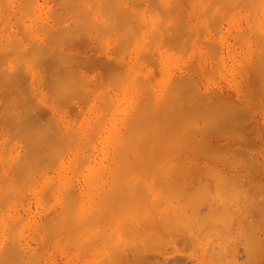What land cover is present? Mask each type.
<instances>
[{
  "label": "rangeland",
  "instance_id": "374dc122",
  "mask_svg": "<svg viewBox=\"0 0 264 264\" xmlns=\"http://www.w3.org/2000/svg\"><path fill=\"white\" fill-rule=\"evenodd\" d=\"M9 1L10 2H8L6 0H4V1L2 0L0 2V22H1L0 23V46L3 45L2 49L5 50L4 52L1 51L2 53L0 52V85H1L0 86V88H1L0 89V99H1L0 100V111L3 110L4 106L6 107V108L4 107L5 112L3 110L0 113L3 112V114L4 113H5V115L7 114L6 115L7 118H5V119H3V117L5 116L3 114H2L3 115L2 118L0 117V122H1L0 123V193H1L0 194V202L3 200L2 204L0 203V205L3 206V207L0 206V220H4L3 222L2 221L0 222L1 223L0 226H4L6 224H9L11 226V223H12V221L14 223V220H15V222H16V220H19V221L24 220L22 222L20 221L21 225L18 223L19 221L16 222L19 224V226H18V224L17 225L15 224V225L17 226L18 230L20 228L23 231V233H25V240L23 239V236H19L21 233H18L19 235L17 234V232L15 231L16 228L14 229V227L9 226V228H13V230L16 232V233H14L16 236L21 237L19 239H17V237H15V239H14V237H13L14 234L12 235V233L14 231L11 229V231H12L11 232L10 229L7 228L8 225H6L7 227L4 228L5 229L4 231L1 230V229H3V227H1L0 232L2 231V234L0 233V251H3L4 250L3 248H5V253H4V251L0 252V258H1V256L3 257L1 260L7 259L9 261L14 260L17 262L19 260L18 257L19 256L21 257L22 254L21 255L17 254L18 255L17 256L16 253H21V252H23L22 250H24V253L26 252L27 254H23L24 255L23 258L27 259L31 256V255H28L29 253L30 254L34 253L33 256L36 254L35 256L37 257V258L34 257V258H36L35 263L38 262L39 264H78V263L79 264H86V263H84V261L88 262L87 260H91V262L89 261L88 264H91V263L92 264H94V263H97V264H99V263L100 264L101 263L102 264H264V68L262 69V67H264V64H262L263 63L262 61H264V52L261 53L262 49L264 50V45H262V43L260 42V41L264 40V29L262 28V27H264V18H263L264 9L261 6V5H263V7H264V0H263V3H262V1L260 2V0H257L260 2L261 5L256 4L259 2H257L256 0H253V2L255 1L256 3L255 2L253 3V6H255V7L252 6L251 9L248 8L249 7L248 6L249 0H246L247 2H245L243 0L242 1L243 4H241L239 2L240 0H234V2H232L233 0H231L230 2H232V5H230V7H233V8H228L229 5H225V3L227 2L226 0H224V1L222 0L224 2V5L222 4V2H220L221 0L220 1L214 0V2L216 1L215 2L216 7L214 8V11L215 12L217 11V13L219 12L221 15H223L222 18H220V20H218V18H216V16H214V15H213L214 18L213 17L210 18L212 16V13L214 14V11L211 12L214 5L213 4L210 5L209 3H211L213 0H205V1H201V0H186V1L185 0H157V1L156 0H149V1L143 0V5H142L141 0H133V1L132 0H119V2L117 0H115V2L113 4H112V2L110 3V0H108V1L105 0V2L107 1V5H108V3H110V6L112 5L111 8L109 6L107 9H106V5H105L106 3H104V0H97L98 1L97 3H99L100 5L97 4L96 1H94L95 3H93V1H92V3L95 4V8H94V6H92L91 2H87L89 0H82L83 4L82 5L78 4L79 7L77 6V9L74 7H75V5H77V3L81 2V0H79L77 3L75 0H73V1H75L74 5L70 1V3L73 6L72 7L73 8L72 9L73 14L74 13H82L81 8H83V10H85L87 8H88V11L91 10L92 16L95 19L92 16H89V18L92 17L94 19V21L96 22L95 23L93 21V24H95V29L98 28V30H97L98 32L94 29V27L92 29V28H90V26L86 25L84 20L86 19V17H88V15H87V13H84V12H83L84 15L81 14L80 16L83 17V16H85V14L87 16L83 17L84 20L80 18L79 22L81 23V25H80V23H78L79 25L74 26L75 28L74 27L73 28L68 27L69 25H67L68 24L67 22H69V21H70L69 22L70 26H73L74 22L72 23V21H74L73 20L74 17L71 15L72 13L66 12L65 7H62V5H65L64 2L61 3V1H63V0H61L60 2H58L59 0H57V1H55V0H53V1L52 0H37L36 4L33 3L31 5L32 7L29 4V6H30L29 8L26 5L28 3L22 4V3H20L21 1H19V0L18 1L12 0V4H13L12 5V4H10L11 0H9ZM22 1L24 2V0H22ZM112 1H114V0H112ZM116 1L118 2V4H115V3H117ZM136 1H137V3L136 4L134 3L135 5L131 4L132 2H136ZM26 2L31 3V2H33V0L32 1L28 0ZM56 2L62 4V5H60L61 9L65 8L64 12L66 14L65 16L67 18V22L65 21V24H64L63 22L66 19H64L63 21H62V19H60L61 20V21L59 20L60 23H63L62 26H60L61 24L57 23L58 21L54 22L55 19L52 20L53 15L54 14L56 15V13L59 12V9L57 8L58 11L56 10L57 12H54L53 15H51V11L52 10L54 11V9H52L51 7L56 9V7H57ZM65 2H66V0H65ZM207 2H208V4H207ZM2 3H3V5H5V4L6 5L10 4V5H8L7 7L5 5L6 8L3 7L4 9H2L1 8L3 6ZM18 3L20 5V7L18 6ZM84 3H85L87 8H84L85 7ZM154 3H156V5ZM233 3H235V5H233ZM244 3H247V4H244ZM250 3H252L251 0H250ZM54 4H56L55 5L56 7L53 6ZM149 4H151V5H149ZM152 4H154V5L152 6ZM161 4H163L165 7ZM190 4L192 7L190 6ZM23 5H26L27 7L23 6ZM80 5H81V8H80ZM104 5H105V12H107L106 10L109 11V16H108V12L106 13V15L104 14L105 12L103 13L104 7H102V6H104ZM114 5L115 6L118 5L117 6L118 8L120 7L119 5H121V6H123L121 8V10H123V8H125V9L123 10V12L120 10L121 14H118V13H120V12H118L119 9L114 7ZM124 5H125V7H124ZM127 5L130 7H128ZM208 5L211 6V8H209V9H211L210 11H207ZM33 6L35 7V9L33 8ZM141 6L143 7L144 10H142ZM148 6H151V7H148ZM202 6H203V10H202ZM259 6H261L260 8H262L263 13H262V11H260V12L258 11V10H260ZM11 7H13L12 9H14V11H12V12H11V10H12ZM23 7L28 8V11L25 9V12H24ZM68 7H70V6H68ZM113 7H114V9L117 10V13L115 12V10H113ZM158 7H160V8H158ZM223 7H225V8L223 9ZM31 8H32V10H31ZM152 8H154V9H152ZM180 8H183V9H180ZM221 8H222V10H221ZM5 9H7V10H5ZM69 9H71V8H69ZM111 9L114 11V13H116L118 15L117 16L115 14L113 15V12L111 11ZM130 9H133V10H130ZM150 9H152V11H150ZM158 9H160V10H158ZM168 9H170L171 12L173 11V14L178 15L177 17L180 19L179 20L176 19V20H178L179 22L180 21L182 22L183 20L185 21L188 19L186 21V24H185V22L184 23L182 22V24L183 25L188 24L187 27H189L190 28L189 30H191V31L189 32V30H188L187 32L191 33L190 34L192 36L191 40H190V38H191L190 35H189L190 38L186 37L188 34H186L185 32H186V29H188V28L185 26L186 27L185 32L182 31L180 29L182 26L179 25V22H177L174 19L175 15L172 16L173 14H171L172 17L169 18L170 17V15H169L170 11ZM218 9H219V11H218ZM2 10H5L6 12L5 11L2 12ZM74 10H75V12H74ZM77 10H79L81 12H78ZM128 10L131 14L128 13ZM163 10H165L164 12L167 15H165L164 12H161ZM194 10L197 11V14ZM205 10L207 12H205ZM224 10L225 11L228 10L227 13L228 12L229 13L227 14ZM30 11H32V13L35 12L34 13L35 15H33L31 13L32 17L31 16L28 17L30 15ZM193 11L195 12V14ZM28 12H29V14H28ZM110 12H111L112 16L110 15ZM24 13H25V15H24ZM122 13H124V16L127 20H128V17L130 19L131 16L132 17L135 16L137 18V20L134 17L135 21H132L131 23H129V25H127V27L125 25H123L126 28H122L120 25L118 26V24H121V22L119 23V21H118L119 18H121V17H118V16H123ZM127 13H128V17H127ZM256 13H258L257 15L259 17L258 16L257 17L259 19H257ZM132 14H134V15H132ZM149 14H150V18H151V16L153 18V19L151 18V21H150L151 23L147 22L148 21L147 19L149 18ZM245 14H247L248 16ZM15 15L16 16L19 15V20L16 18ZM55 15H54V18L56 17ZM143 15L145 16V18ZM198 15H199V17H195ZM207 15H209V16H207ZM221 15H220V17H221ZM250 15L255 21L257 19L258 22L256 21L257 22L256 24L259 26L260 30L257 29L258 26L255 24V22L253 23V19L250 17ZM38 16H40V19L38 18ZM58 16H60V15H58ZM166 16L169 19H167ZM181 16H182V18H181ZM244 16H245V19L247 18V21H245ZM20 17H22V18H20ZM41 17H43L45 20H41V19H43ZM116 17H118V18H116ZM208 17L210 19H212V21L209 20ZM255 17H256V19H255ZM15 18H16L17 22L15 21ZM59 18H61V17H58L57 19H59ZM123 18L124 17H122L121 20ZM138 18H139V20H138ZM150 18H149V20H150ZM196 18H198V20L200 19V21H201L200 24H198L199 21H196L197 20ZM68 19H69V21H68ZM98 19H99V21H98ZM164 19L167 20V21L165 20V23H164ZM9 20L11 21L10 23L8 22ZM40 20L42 21V25H40V22H41ZM87 20L89 21L90 19H87ZM130 20H133V18H131ZM221 20H222V22H221L222 25L220 24ZM250 20H252V22ZM45 21L47 23H45ZM76 21H75V24H76ZM110 21H111V23H108ZM124 21H126V20H124ZM136 21H137V24H133ZM141 21L142 22L144 21L145 23L143 22V24H142ZM209 21L210 22L216 21L217 24L209 23ZM260 21H261L262 27L259 25ZM18 22H19V24H17ZM20 22H22L26 27L23 26L21 23L23 28L20 29V27H19V26H21ZM82 22H83V24H82ZM101 22H103L105 24H103ZM172 22L176 23V25ZM84 23H85V26H88L86 28H88V30H90L89 32H93L92 34H94V32H95V34H97L100 37H98L96 35L98 38L95 36L93 39V36L90 33H89V35L84 34L87 36H82L83 33H88V32H86V30L85 31L82 30V29H86V28H84L85 26H83ZM148 23L150 24V26L147 25ZM168 23L172 24V26H169L170 24H168ZM201 23L203 24L204 28L202 27ZM218 23L221 26L218 25ZM44 24L49 25L48 30L54 29V30H58L60 33L58 31H56L57 33H55L54 30L53 31L49 30V33H48V31L45 30L48 26L45 27ZM57 24H59V25H57ZM111 24L117 25L116 28H115V26H113V31L116 34H118V36L110 29H108V31L109 30H110L109 32L112 31L111 33H109L107 30H105V31H107V34L103 33L104 30L102 31V28L104 29V27L106 25H109V26H106L105 28H107V27L110 28ZM166 24H168V25H166ZM210 24H213V25H210ZM244 24H246V25H244ZM247 24L249 25V28L251 27L250 29H248ZM90 25H91V23H90ZM131 25H132V27H131ZM214 25L216 26L215 27L216 29L218 28L217 26L221 27V28H219L220 30H218L219 32L217 31L218 33L215 32L216 30L214 28ZM243 25L245 27H243ZM38 26L40 27V29L38 28ZM59 26H60V29H59ZM81 26H83V28ZM96 26H98V27H96ZM136 26H137V28H136ZM139 26L140 27L142 26V28H140ZM174 26L176 28L178 27L177 28L178 30ZM179 26H180V28H179ZM212 26H213V28H212ZM24 27H25V30H24ZM76 27L79 29L77 30ZM155 27H156V30H155ZM159 27H161V28H159ZM68 28H70V29H68ZM71 28L73 30H75L76 32L75 31L73 32V30ZM133 28H136L137 30L142 29L143 33L140 34L142 31L139 30V31H137V34H135L136 31ZM150 28H152V30ZM201 28H203V29H201ZM244 28L247 29L246 30L247 32L244 31L245 30ZM26 30H27V32H25V34H24V31H26ZM38 30H42V31L38 32ZM173 30H175V31H173ZM176 30H177V33H176ZM201 30L202 31L204 30V33H202ZM50 31L52 32V35H53V33H55L54 34L55 37L53 36L54 38H52ZM100 31L102 33H100ZM118 31L121 33L120 36H122L123 39H124V37H126V38L128 37L125 35V33L127 35L128 34L129 35L134 34V35H132L133 38L130 36V39H129L130 41H127L128 40V38H127V40L124 39L125 41L123 40V42H122V41H120L122 39H119L120 36H119ZM152 31L153 32L155 31L154 32L155 34L152 33ZM233 31L236 33L235 35L233 34L234 33ZM252 31H253V33H252ZM61 32H62V34H61ZM71 32H73V33H71ZM77 32L82 33V34L77 35ZM172 32H173V34H172ZM178 32L180 34L182 33L183 36L182 35L179 36ZM258 32H260V33L263 32V33L258 34ZM64 33H65V35H64ZM67 33H68V36H70V37L67 36ZM164 33H166V34H164ZM229 33L232 34V35L230 34V36H232V37L229 36ZM239 33L241 35L243 34L245 36V37L244 36L241 37V35H240L239 38H241L242 42H243V40H246L247 35L250 36V39H249L250 42H247L248 39H247V41H245L247 45H243V44H245V42H243V44H241L240 41H237L239 38L237 39V38L233 37V35L235 37H237L236 36L237 34L239 36ZM13 34H15V35H13ZM152 34H154V36H152ZM201 34L203 35V37H201L202 36ZM217 34H218V36H217ZM24 35H26V36L24 37ZM63 35H64V38H63ZM74 35H75V37H74ZM155 35L157 38L155 37ZM170 35H173V36H170ZM205 35L208 39L205 37ZM66 36H67V38H66ZM159 36H160V38H159ZM169 36L171 39L169 38ZM28 37H30V38H28ZM56 37H58V38H56ZM71 37L76 39V41ZM85 37L87 39H85ZM142 37H143V39H145L148 42L143 40ZM174 37H176V38H174ZM6 38H8V40H6ZM15 38H17L18 40L17 39L15 40ZM34 38L35 39L37 38L38 42H37V40H36V42L39 43L40 46L42 44L48 46L49 43H47V42L53 43V44H50L51 47L49 45V48H52V50L55 52L52 53L51 49L49 50L48 47H44L43 45H42V48L44 47L43 50L41 49V47L39 45L35 46L36 42H34L35 41ZM61 38H63V40ZM152 38H153V40H152ZM184 38H187L186 39L187 41L186 40L183 41ZM202 38L205 39V41L202 40ZM255 38H258V39L256 40ZM9 39L14 43L19 41V42H21V45H23V46H21V45L16 46L15 45L12 47L8 43V41L10 42ZM32 39H34V41H32ZM158 39H160V40H158ZM206 39L208 41H210V44H211V41H212V43L215 41L214 43H215L216 48H217L216 45L219 44L218 46L220 48L218 47L217 49H220V54L214 53V51L216 49L212 50L215 55L216 54L218 55V56L216 55L215 58H212V57H214V55L212 54L211 50H210L211 51L210 53L213 56L211 55V57H210V55L208 54L209 53L208 52L209 46H208V44H206V41H207ZM51 40L52 41L54 40V41L52 42ZM91 40L93 42H91ZM157 40H158V42H156ZM166 40L168 41V43L166 42ZM188 40H190L191 42ZM199 40H200V42H199ZM258 40H260V41H258ZM56 41L57 42L61 41V42L57 43ZM62 41L63 42L69 41V42H67L65 44ZM70 41H71V43H70ZM77 41H78V43H76ZM185 41L187 43H189V42L191 43V45H189L190 48H188V50L186 49L187 44ZM32 42H33L35 47L32 45ZM55 42L57 44H54ZM120 42H122V43L120 44ZM154 42L157 44H155ZM164 42H165V44H164ZM183 42H185V43H183ZM72 43H74V44H72ZM79 43H81V44H83V46L84 45L85 46L81 47V49L79 47H76L78 45L82 46ZM148 43L149 44L153 43V44L149 45ZM162 43H163V45H162ZM91 44L92 45L94 44L93 45L94 47L92 46V48H91ZM116 44H118V46L122 45V47L121 48L119 47V49H118L116 47ZM178 44H179V46H178ZM57 45L58 46L60 45V46L58 47ZM70 45H71V47H70ZM96 45H97V47H96ZM164 45H166V46L169 45L168 46L169 49L167 47H165ZM128 46H130V48ZM181 46H182V48H181ZM56 47H58V48L56 49ZM66 47H67L66 53L68 55H70L71 52L72 53L74 52L73 54L75 57L74 56H73L74 58L71 57L72 53H71L70 57L73 58V60L76 59L75 60L76 63H78L80 61L81 57H83L81 59L84 60L82 62H87L90 59L93 60V61L90 60L91 62H88V66H86L87 65L86 64V65H84V67H82L83 65L78 66L77 64L72 62L73 64L71 63L72 65L69 64V66L75 67V69H73V71L74 70H76L77 72L79 71L80 74H79V72L77 73L76 71L74 74H70L71 69H69L70 72L67 74V75L70 74L68 77L73 76L75 79L78 76V78H80L79 80L81 82H83V80L81 78H83V77H84V79L86 78L84 82H86L88 86H86V83L84 84V82H83L84 85L81 82H77L76 81L78 79L77 78L76 80H74L76 82L73 84V88H71L72 90L75 89L74 85L76 84L75 86H77L78 83H79L78 87H80V86L83 87V89L80 88L79 91H80V93L83 92L82 90H84V92L86 91L85 94L87 95V97L85 95H83V97L85 96L84 99L87 101V103H85V104H81L83 101H85L82 97L80 98L82 100V102L80 99H78L79 97H75V96L80 95V93L79 94L77 93L78 95L73 96L74 93L72 91H68V90H70L68 88L72 87V86H70V84H72L73 82L68 84L70 87L63 86L64 87V89H63L61 87L65 81L62 80L63 83H61L60 82L61 77L59 79L56 78V79H58V83H57L56 79L52 80V78H54V76H56L54 74L59 75V73H57V72H59V69H60V72L63 71V69H64V72L68 70V69H66V68H68V64H67L68 61L66 59L68 55L66 53H64L65 51H63L66 49ZM115 47H116V49H115ZM152 47L155 48L154 49L155 51L158 50L157 53L155 51L150 50V49H153ZM210 47L213 48V44H212V46L210 45ZM136 48H137L138 52L135 53V51H137ZM156 48H158V49H156ZM178 48H181V49H178ZM48 50H49V52H48ZM57 50H59L58 55H56ZM140 50H141V52H140ZM143 50L144 51L146 50V51L143 52ZM185 50H187V52H185ZM43 51H46V53L44 52V54H46V55L43 54ZM60 51H62V52H60ZM149 51L151 52V54ZM59 52H60V54H59ZM139 52H140V54H139ZM158 52H160V53H158ZM47 54H49L48 55L49 58L47 57V59H46L45 56H47ZM147 54H149V56ZM157 54H158V56H157ZM41 55H43V57ZM54 55H56V56H54ZM85 55L88 57H86ZM63 56H64V58L66 57L65 58L66 60L63 58ZM120 56H122V57H120ZM150 56H152L153 58ZM219 56H221V57H219ZM147 57L149 58V60L152 59V61L153 60L155 61V62L153 61V63H154L153 65H152V63L150 64L151 60L149 61ZM216 57H218L219 61L221 60L224 63H221V61H220L221 64L219 65V61L216 59ZM53 58H55L54 61H53ZM59 58H61L62 60L64 59L65 61L64 60L62 61ZM146 58H147V61H146ZM41 59H43V61H45V63H41L42 62ZM49 59H52V61ZM77 59H79V60H77ZM100 59L101 60L104 59L106 61L102 60V65H101ZM107 59L110 61L112 59L113 60L110 62L111 64L110 63L108 64V66L110 65V68L106 67L108 70L106 73V68H103L104 70L102 71L100 66L103 67L104 66L103 64L108 61ZM172 59H174V60L172 61ZM215 59H216V61H214ZM46 60H47V62H46ZM57 60H58V62H57ZM69 60H70L69 62L72 61V59H69ZM94 61H96V64H93ZM174 61L176 63H173ZM49 62H50V64H52L51 62L54 63V65L52 64L53 66L51 65L52 69H50L51 67H50ZM62 62H63V64L66 63V64H64L66 66H64L62 64ZM121 62H123V65ZM125 63H126V65H125ZM172 63L175 66H173ZM41 64H44V65L42 66ZM114 64L115 65L119 64L121 67H123V69L121 68L122 70H120L119 66L117 68L114 67L115 68V72H114V69L111 67V66H115ZM155 64H157V65H155ZM176 64L179 66L176 67ZM182 64H183V66L181 67ZM222 64H224V65L221 66ZM246 64H247V66H246ZM259 64H260V66H259ZM92 65H94V67H91ZM197 65L198 66L200 65L199 68ZM248 65L250 66L251 69L249 68ZM41 66L43 67V70H44L45 66H46L45 68H47V67H50V68H47V70L44 71L45 73H43L42 68H40ZM77 66L79 67V69ZM85 66H86V68L87 67L88 68L90 67L91 69L93 68V71H91L90 68L89 69L87 68L88 70H86ZM105 66H107V64ZM142 66H145L146 68L142 67ZM214 66H216V67H214ZM61 68H63V69H61ZM238 68H240V69H238ZM53 69H54V71H53ZM118 69H119V72L123 71L125 73L127 71V75L129 74L128 79H127V76L125 78L123 77L124 79H127L126 80L127 81L126 87H128V88H126V89L124 87L125 83L122 82V81H125L122 78V76L123 75L125 76V74L122 75V72H120V74H119ZM259 70H261V71H259ZM128 71H130V73L132 75L130 73H128ZM251 71L253 72L252 74H250ZM101 72H104V73H101ZM108 72H110L109 73L110 77L104 75V74L107 75ZM116 72L118 74H116ZM155 72L156 73L158 72V74H155ZM238 72H240V73L238 74ZM262 72H263V74H262ZM14 73H16L17 75H15ZM254 73H256V75ZM258 73L260 75L259 77L257 75ZM12 74L15 75L16 79L14 78V80H13L12 77L14 75L11 77ZM45 74H48V75H45ZM64 74H66V73H64ZM64 74H63V76H64ZM75 74H76V76H75ZM248 74L250 75V78H252V79L249 80ZM50 75H51V78L49 80ZM60 75L62 76V74H60ZM120 75H122V76H120ZM184 75H190L191 79H193V81H194V82L192 81V85H190L191 81H189L191 79L187 80L188 77L186 79ZM9 76L11 77V79ZM46 76H48V78H46ZM103 76H105V77H103ZM129 76L131 78H129ZM173 76H174V78H176L177 76L178 77L180 76V78L182 77L180 79L182 82H180V80H178L179 78L174 79ZM255 76H257V77H255ZM68 77L64 80H66V81L69 80ZM183 77L185 80H187L189 82L190 86L187 85L188 82L187 81L185 82ZM106 78H108V79L111 78V81L107 80L110 83H107ZM136 78L137 79L141 78V79L136 80ZM258 78H259V80H257ZM5 79H7V80L9 79L8 83L12 84V82H13L14 85H17L16 87H18V88H16V90L18 89L21 93L20 95H18L19 93L17 94V92H18V90H17V92H16V94L18 96L17 98L19 99L22 95L21 98L23 100L20 99V102L21 101L24 102V99H25V103H23V102H22V104L20 103L21 105H23V107H21L19 104H17V103H19V100L17 101L16 94H15V97L11 96L12 94L10 95V97H7V95H9L10 93H15V91L10 90L11 92L9 94H7L8 92L3 90L4 86L9 85V84L7 85V83H5V82H7V80L5 81ZM116 79H118L120 81L122 79V81L120 83H123L124 86H122V84L120 85V83ZM172 79H174L173 84H175L176 80H177V84H175L177 86L172 85ZM200 79H201V81H200ZM15 80H17L16 81L17 83L14 82ZM18 80H20V82ZM70 80H72L71 77H70ZM103 80L107 84L104 83ZM113 80H116L117 82L115 83V81L113 82ZM146 80H148V82ZM253 80L257 83H255ZM52 81L55 83L53 84ZM137 81L141 82L142 84L140 83V85H139ZM251 81H253V83H254L253 87H252V85H250V84H252ZM260 81L262 82L261 84H260ZM68 82L69 81H67V83ZM88 82H89V84H88ZM149 82L151 85H153L152 87L155 88L154 90L152 88V91L153 92L155 91L154 100L151 98V97H153V95H152L153 92L148 94L149 92L147 93V90L144 91L145 90L144 88L147 85H148L147 86L148 90H151V88L149 89V87L151 85L149 86V84H147ZM56 83L58 86L56 85ZM67 83H64V84L67 85ZM101 83H102V85H100ZM178 83H179V85H178ZM180 83H182V84H180ZM194 83H195V85L199 86L200 91L196 90L197 86L194 87V89L192 88ZM19 84H21L22 86H19ZM48 84L52 85V86L50 85L51 88L57 87L58 91L60 90L59 88H61V90L63 89L64 92L66 91L65 89H67V92H72L73 95L71 93H69V94H71V96L73 98V100L71 99V101H73L74 103H69L70 102L69 100H68V102H66L65 100L68 97L65 96L66 97V99H65V97L63 95V96H61V99L64 98V100H62L61 103L64 104L63 103V101H64L65 105L58 104V103H60L61 99L58 100V97H55V94H56L55 92L57 90H55L56 88L55 89L53 88V90L50 89V86ZM90 84H91V86H90ZM95 84L97 86H98V84L100 85V86H98V88H96L97 89L96 91L94 88V87H96ZM145 84H147V85L145 86ZM262 84H263V86H262ZM93 85H95V86L93 87ZM113 85H115V86L113 87ZM142 85L144 88L142 87ZM181 86H183V87H181ZM258 86H260L259 87L260 89L257 90ZM13 87H15V86H13ZM78 87H77V89H78ZM119 87H124L123 89H125L128 93L125 91V93L123 94L121 91L122 88L120 89ZM174 87L178 88V89H176L177 93H176V90L174 89ZM39 88H40V90H39ZM117 88H119V89H117ZM185 88L188 89V91ZM190 88H191V90H190ZM10 89H12V88H10ZM22 89L27 90V91H23ZM168 89L169 90L172 89V92L171 93L169 92L170 95H169V93H167V91H169ZM183 89H184V91H183ZM51 90H52V92H51ZM179 90L181 92L183 91L182 94L187 92L186 93L187 95L184 94L185 95L184 96L181 94L182 95L181 96L179 93L180 92ZM73 91H75V90H73ZM94 91L96 92V94H94ZM27 92L32 97L35 98V101H37L36 103H39V105H41V107H40L41 109H42V104L44 105L43 107H45V108H43L42 110L39 109V110H41V112L43 110L46 111V109L48 108L49 110L52 111L53 114H51V115L53 117H51V116L43 117L45 114H46L45 116L49 115V114H47L49 111H46V112L43 111L44 113L43 112L42 113L37 112V116H36L35 111H38V110L32 108L33 104L31 106H29V103L30 104L32 103L33 98H31V96ZM40 92L42 94H40ZM64 92L60 91V93H64ZM92 92L94 95H92ZM108 92H109V94H106ZM123 92H124V90H123ZM194 92H195V94H194ZM25 93L28 94V96H30V98L32 100L29 99L28 96L25 97V95H24ZM52 93H54V95ZM145 93H147V94H145ZM66 94H68V93H66ZM125 94L128 96H126ZM175 94H176V96H177V94L180 95V96L178 95V97H177V101L179 100L178 102H180V103H177L176 100H173V98H176ZM200 94H202V95H200ZM23 95H24V98H23ZM50 95H51V97H49ZM57 95H58V92H57ZM129 95L132 96V98ZM167 95H169V96H167ZM58 96H60V94ZM71 96H69V98ZM188 96L189 97L194 96L195 99H193L194 97L188 98ZM198 96H200V97H198ZM54 97L57 99H55ZM88 97L90 99H88ZM102 97L104 99H106L107 102ZM202 97L205 99L206 102H203ZM101 98H102V100H101ZM170 98H171V100L174 101L173 103L174 104L176 103V104L174 105L171 102V103H169V104H171L169 107H164V108L169 109V110H166V111H168L166 116L167 115L168 116L172 115V117L174 116L172 118L173 120H171V118L169 117V119L171 120V123L175 122L173 124H175L177 126H178V124H176V123H179L180 125H182L181 127L174 126L171 123L169 125V122H170L169 120L160 121L162 119L161 118L162 115H159L158 113L161 112L160 109L161 110L164 109V108H162L163 105L161 102L164 101L163 103H165V100L168 101V100H170ZM181 98L183 100L186 99L185 101H186L187 106L189 104L188 107L191 106V108L186 107V104L184 103V101L183 102L180 101ZM199 98L200 99L202 98L201 99L202 101L201 100L199 101L198 100ZM7 99H8V103L10 102V105H12L15 112L17 111L18 108L21 107V109H18V111H17V112H20L19 110H21V114L15 113L16 115L17 114L19 115V116H17L18 118L16 117V115L14 113H13L14 114L13 116L12 115L8 116L9 112L11 111L10 110L11 108H8L6 106V103H7L6 100ZM9 99H13V100L9 101ZM108 99H109V101H108ZM77 100H79V101H77ZM99 100H101V102ZM132 100H133V102H130ZM140 100L142 103H143V101L146 102L147 100H149L148 101L149 104L153 103L152 105H154V109H150L151 105L149 106V104L146 105V103H143V105H142V107L144 106L143 107L144 109L147 107H148L147 108L148 110L150 109L149 111L146 109L147 112L150 114L149 115L146 112L147 119H149V120L146 119V116H144V119H143L144 114L142 115L141 112L145 113V111L143 110V108L141 106H140L141 111L139 109L140 116L138 114V111H136V109H138L139 104L141 103ZM150 100H151V102H150ZM189 100H191V101H189ZM193 100L194 101L198 100V101L194 102ZM28 101H30V102H28ZM56 102H58V103H56ZM109 102H110V104H108ZM168 102H170V101H168ZM168 102H167V105H168ZM191 102H193V103H191ZM14 103H16L17 105ZM181 103H184V104H182L183 107L180 105ZM216 103H219V104L216 105ZM101 104L102 105L104 104L105 106H102ZM111 104H114V105H111ZM144 104L146 105V107ZM197 104H199V105L197 106ZM206 104L209 107H211V109H209V111L207 109L208 106H206ZM210 104H212V105L214 104V105L210 106ZM7 105H9V104H7ZM39 105L37 108H39ZM58 105H60V106H58ZM82 105H86V106H82ZM107 105H108V108H107ZM159 105H161V106H159ZM172 105H174V107ZM200 105H202V106H200ZM1 106H2V109H1ZM24 106L27 109L29 106V109L30 108H32V109L31 110L28 109V110L30 112L31 111H33V112L30 113L28 110H26V108ZM109 106H111L112 108ZM199 106L201 107V109ZM170 107L172 110L170 109ZM181 107H182V109H181ZM217 107L219 110L217 109ZM222 107H224L223 108L224 110H222V111H224L225 113H227V111L229 113V111H230V113L225 114L223 112V114H225V115L224 116H223V114L221 115L222 111H220V109H222ZM22 108H24V111L22 110ZM34 108H36V107L34 106ZM73 108H75V111L77 110L78 112H75ZM109 108H111V109H109ZM151 108H153V106ZM174 108H176L177 112H176V110H173ZM205 108L207 109V112H205L206 111ZM213 108H215L216 110ZM70 109H72V110H70ZM190 109H191V111H190ZM198 109L200 112L198 111ZM81 110H83V112ZM130 110L137 112L138 116L134 112L132 115L135 114L134 116H136L138 119L140 117L141 121L143 119V121L141 123L145 124L144 127L147 126L148 123H149L150 127L153 125L152 123H154V125H156V126H154L155 127L154 129H156V130H154L153 128H149V126H147L150 130V133L152 132V130L154 132V133H152L153 135L151 134V137L154 136V134H155V136H158V137L154 138L155 140L153 139V137L148 139V140H153L154 143L157 141L156 148H159V149L155 150V148L153 146V148H154V150H153L152 147L150 146L153 151H156V153L155 152L152 153L153 151L151 152L152 156L154 154V156H153L154 160L152 158V161L148 160L149 157L146 158L145 155H143V154H146L147 156L150 155L149 150H146L149 147L144 148L145 145H144V147L142 146V144H143L142 142L146 141L147 137H146V139L141 138L143 140L141 142L140 141L141 139H139V140L137 139V137H136L137 135L135 133V130H130V127L128 130V131H133L131 133L132 134L134 133L135 136H133L134 134L132 135L131 133L129 134V132L128 133L126 132V130L128 129V126H131L130 122H129L130 118L132 116V115H129V112H131ZM182 110H183V112H182ZM202 110H204L205 114L203 113ZM214 110L216 111V114L213 112ZM7 111H8V113H7ZM22 111H23V113L26 111L25 112L26 115L25 114L23 115ZM51 111H50V113H51ZM150 111H151V113H150ZM79 112H82V113H79ZM169 112H170V114H168ZM197 112H198V114H197ZM232 112H233V115L231 114ZM11 113H12V111H11ZM33 113H34V116H33ZM107 113H108V115H106V116L108 118L106 116H103ZM164 113H165V111L160 113V114H164ZM237 113H238V115H237ZM80 114H81V116H80ZM175 114L177 115L178 118L175 116ZM190 114H191V116H190ZM100 115H102L103 117H101ZM196 115L198 117H196ZM211 115L214 116L215 118H212ZM11 116H12V119L15 116L13 119L14 122L10 118ZM134 116H133V118H134ZM158 116H159V118H158ZM166 116L164 114V116H162L163 119H165ZM186 116H189V117H186ZM218 116L221 118V120L218 119L219 118ZM232 116H233V118H232ZM27 117H28V119H27ZM50 117H51L50 120H52V118H53L55 120V122L57 123V126L55 128H56V130L59 129L57 131H58L59 137L61 136L60 138L58 137V135L56 137L55 133L57 131L55 130V128L54 129L50 128V127H52V126H50V121H49ZM152 117H153V120H151ZM175 117L177 119H179V117H180V120L178 121ZM199 117L202 119H200ZM216 117H218V118H216ZM30 118H32L31 121H30ZM45 118L48 119L49 123L48 122L47 123L49 125L46 123L47 119L45 120ZM97 118H100V120H101V118L103 119L102 120L103 123H101L100 126L105 124L104 127L102 129H99V124H98V127H97L98 131H97V128L95 127L97 132L94 130L95 128H93V130L97 134L96 133L94 134L93 132H87L86 130H89V128L91 129L94 126V124L96 125L98 123L99 119H97ZM137 118L132 119V121H131L132 124L133 123H134V125L136 124L135 127L138 126L137 123L140 122V119L138 121ZM154 118H155V121H154ZM206 118H208V119H206ZM2 119H3V121H2ZM18 119H21V120H19V121H21V123L17 122ZM42 119L45 120V122L44 121L43 122L45 124H47V128H48V126H50L49 128L51 130H49V128L43 129V127L39 126L40 125L39 123L42 122L41 121ZM158 119H160V120H158ZM166 119H168V118H166ZM192 119H193V121H191ZM212 119L213 120L217 119V121L216 120L213 121ZM224 119H226L227 121ZM4 120L6 121V123H5L6 126L4 124V122H5ZM35 120H36V122H35ZM100 120H99V123H100ZM134 120H136L137 123L134 122ZM196 120L198 121V123ZM206 120H207V122H206ZM208 120H210V122ZM7 121H8V123L13 122L10 125L12 127H13V124H16V125H14L15 129H13L14 127L10 128V126L7 125ZM145 121H147V122H145ZM151 121H153V122H151ZM55 122H53V123H55ZM185 122L187 123V126L189 128L186 126H183ZM216 122H218L219 124ZM227 122H228V124H227ZM22 123L24 126L26 123V126L25 127L21 126ZM35 123L37 125L38 124L39 125L38 126L36 125L37 130L34 131V133L36 134V132H37V134H39L42 130H44V132L40 133L39 134L40 136L36 134L37 135L36 137H34L35 134L32 133V136H33V138H32L31 133L29 131L30 130L29 127L31 128V130L33 132V130L36 129V126L34 125ZM42 123H41V125H42ZM53 123H52V125H53ZM191 123H192V125L190 126ZM143 124H142V126H143ZM193 124H194V128H193ZM139 125H140V123H139ZM114 126L117 128L119 127L118 128L119 131H118V129L116 130V128H114ZM225 126H227V127H225ZM39 127H41V131L38 132V130L40 129ZM132 127L133 126H131V128ZM135 127H134V129H135ZM138 127L140 128L141 126H138ZM138 127H136V130ZM174 127H177V128H174ZM205 127L208 128V130ZM223 127H225V128H223ZM121 128H122V130L125 128V130H123V131L126 132L127 135H125L126 133L123 134V131L121 130ZM162 128L164 129V132L162 131L160 133V130ZM215 128H218V129L216 130ZM231 128H232L233 132L230 130ZM8 129L11 132H13L12 135L16 132L14 134V136L10 135V132L8 131ZM23 129H25V131H26L25 133L23 132L24 131ZM186 129H188V130H186ZM189 129L190 130L193 129V130L189 131ZM222 129L224 130L223 133H222ZM14 130H15V132H14ZM54 130L56 132H54ZM141 130L142 129H139V131H141ZM210 130H212L213 132ZM226 130H230V132H232V133H228V131H226ZM139 131H138V133H140ZM158 131L160 134H158ZM20 132H22V133H20ZM47 132H48V134H47ZM71 132H73V134L75 133V136H77L79 134L80 136L78 135L77 137L79 139H81L80 140L81 142L78 141L76 143V140L78 138L75 137ZM116 132H119V133L117 134ZM145 132H146V130H145ZM172 132H174L173 134L175 136L177 135L176 138L173 136ZM19 133L21 135L20 137H19ZM44 133L47 137V138L45 137V139L43 137V136H45V135H43ZM89 133H92L93 136ZM150 133H149V135H150ZM179 133H182V134H179ZM121 134L125 135V137H123L124 139L122 138L123 141L125 139L127 140L126 137H128V139L130 141H127V142L124 141L123 143L121 142L122 144L118 143L119 147H122L120 145H124V144L126 146V143H128L127 145H128V149H129L130 148L129 145H131L133 142L134 143V145H133L134 149H136V150L141 149L140 152L143 151L142 149L145 150V153H142L143 156L141 155L140 152H138L136 150L134 153H132L133 151L131 152V154H133L132 155L133 159H135V158L137 159L139 157V159L141 160L139 163H138L139 159L137 162H136V159L134 160L136 163H138L137 167H136L135 163L134 164L132 163L133 159L130 158V157H132L131 155H129L130 153L128 154L126 150L124 151L126 153V155L128 154V157H127L124 155L125 153H123V151H122V149L123 148L126 149L127 146L122 147L121 151H122L124 157L122 156L121 158H124V160H126L125 157L128 158V160L123 161V162L127 163V161H129V159H132V161H130V163H132L134 166V167H129L128 169H125V170H128L127 172L129 173L128 175H127V173H126V175L124 174L125 177L128 176L129 180L126 177V181L128 180L127 182H129V183L126 182V185L123 183L124 186H119V184H121L119 182L123 178L125 179V177H123V176H122L123 178L118 177L119 175L122 174L121 170L123 168L122 165L124 164V163H120L122 159L119 157V154L121 152L118 151V148H116V151H118L120 153L117 152L116 155L118 154L117 155L118 157L114 158V159L117 160V162H119L118 160H120V162H119L120 163V166H119L120 171L119 172H121V174L116 173L117 170L115 171V173H116L115 175L118 177L117 179L119 180L121 178L120 181L118 182V180H117L115 183V181H113V179H111L113 177H111V174H110L113 171L110 170V173H107V171H106L109 169H114V167L112 168V166L114 163L113 161H115L114 159H110L111 158L110 155H112V151H110V150H111V148H112V150H115V149H113L115 147V143H113L111 145V143H109V142L112 140L116 141L117 139H118L117 141H121L120 140L121 136H122ZM229 134L230 135L232 134L233 136L232 135L230 136ZM94 135H96V138ZM116 135H117V137H115ZM141 135L144 136L145 134H141ZM180 135H181V137H179ZM224 135H226L227 137ZM38 136H39V138H38ZM54 136L56 139L53 138ZM172 136L174 138H172ZM40 137L43 140L40 139ZM129 137H131L132 139H130ZM133 137L135 138V140H133L134 139ZM139 137L140 136H138V138ZM159 137L162 138L161 141H160ZM188 137H190V138H188ZM196 137H198L197 140L195 139ZM22 138H23V140H22ZM25 138H26V140L29 139V141H27L26 143H24L26 141V140H24ZM75 138H76V140H75ZM114 138H117V139L115 140ZM143 138H145V137H143ZM201 138L203 140H199ZM17 139H18V143L20 145L17 143ZM30 139H32L33 141H31ZM52 139H54L55 142ZM136 139L138 140V143H137ZM175 139L179 140V142L175 141ZM37 140H39L40 143H38L39 141L37 142ZM49 140H52L53 142L47 144V142ZM131 140H133V141L131 142ZM198 140L201 141L200 146L204 147V150L206 149L205 147L208 146L206 151H204V150L202 151L203 153H199L201 151H199L200 150V148H199L200 142ZM41 141H44V143L43 142L41 143ZM82 141H83V143H85V141L87 142V143H85V146L82 144ZM117 141H116V143H117ZM134 141H136V142H134ZM58 142H59L60 146L57 145ZM63 142H64V145L67 144L66 147L61 146V145H63ZM79 142L83 146L79 145ZM139 142H141V144H139ZM152 142L150 141L149 144L150 143L152 144ZM53 143H56L55 148L54 147H51L54 149L49 148L50 144L52 145ZM129 143H131V144H129ZM135 143L139 144L143 148H140V146L138 147L137 145H136L137 147H134ZM203 143H205V146L203 145ZM210 143L214 145L213 149H211V147L209 148ZM42 144H44V145L42 146ZM118 144H116V146ZM181 144L182 145L185 144L186 147L182 146ZM160 145H162L161 146L162 149H161V147H159ZM163 145H164V147H163ZM191 145H193V146H191ZM194 145H198L199 147L196 149H193V148H195ZM225 145H226V147L229 146L228 147L229 149L224 148L223 146H225ZM27 146L29 148H27ZM41 146L43 147V150H45L46 154L47 155L49 154L48 156L46 154H44ZM45 146H47V147H45ZM52 146H54V145H52ZM179 146H182V147H179ZM187 146L189 147V149H187ZM32 147L34 148V150ZM35 147H36V149H35ZM37 147L39 149L41 148L40 150L42 152L38 151L39 149H37ZM61 147H63V148H61ZM215 147H217L218 149L217 148L215 149ZM219 147H221V148H219ZM131 148H132V145H131ZM133 148H132V150H134ZM49 149H51V150H49ZM55 149H56V153L54 151ZM214 149H215L214 152H216L217 150L219 152L222 151L223 156H222V152H220V154H218V152H216V157H215V153L213 154ZM23 150H25V151L27 150L25 153L26 156L24 155V153H22ZM35 150L39 153H37ZM58 150L59 151L61 150V152H60L61 154L58 153ZM63 150H64V152H63ZM89 150H91V153L89 152ZM106 150H107V152H106ZM225 150H227V152H225L226 154L228 153L227 155L224 153ZM47 151L49 153H47ZM50 151H53V152L50 153ZM129 151H131V149L128 150V152ZM5 152L9 154V155L7 154L9 157L6 156ZM27 152H28V154H27ZM34 152L36 153V155ZM78 152H80V153H78ZM205 152L206 153L209 152L210 154H205ZM30 153L31 154L33 153L35 156H37V157H35L36 158V164H38L39 162H41V163L43 162L44 158L40 160V158H41V156H39L40 153L44 154L42 157H47V158L51 157V158H49V160H51V161H48V159H47V161H45L46 160L45 159L44 163L45 162H47V164L49 163L48 166L50 167L51 164L56 161L50 167V169L53 167L52 170L48 169L47 165H46L47 167L45 166L46 163L45 164L42 163V164H44L43 166L45 168H47L48 170H46L42 166V164H41L42 167L38 166V168H37V165H35L36 168L34 171L37 173L33 172V170L31 168L29 170L27 168L28 165L26 164L27 165L26 166L24 164V162H25V160H28L27 159V157H28L30 160H28V162L27 161L26 162L29 164V162L34 158V155L33 154L30 155ZM77 153L79 154V156L81 158V159L79 158L80 159L79 162H83L82 164L77 161V158H76V155L78 157ZM122 153L120 155H122ZM211 154H212V156L213 155L214 156L210 157ZM179 155L180 156L182 155L181 157H183V158H181V159H183V160L185 159L184 160L185 162L183 160L181 161V159L179 158ZM189 155L192 157H195V158L194 159L189 158L190 157ZM203 155H205V156H203ZM206 155H209V157ZM53 156H56V158ZM74 156L76 159H72V157L74 158ZM112 156L114 157L115 153ZM217 156L219 157V159H216V158H218ZM22 157H25L26 159L22 158ZM207 157L210 159H208ZM37 158L40 161H38ZM57 158H59V160H57ZM18 159H20V160L18 161ZM22 159L24 160V162H22L23 161ZM71 159L73 161H71ZM168 159L170 161H166ZM178 159H180V160H178ZM214 159H215V161H214ZM81 160H83V161H81ZM147 160L150 161L151 163L148 162ZM157 160H159V162ZM20 161L23 164L22 166L24 167V165H25L24 168L27 169L28 173L31 174V176H29V177H32V178H30L29 180L26 179L27 176L24 175L25 172L21 174V172L23 171L24 168L19 167L21 165L20 163H19L18 167L20 169L22 168L21 169L22 171H20L18 169V167L16 168V166H17L16 163L20 162ZM179 161H181L180 167H179ZM70 162H72V163H70ZM147 162L150 165L148 164V166H147ZM153 162L156 164V167H155V164ZM168 162L170 164V167L168 166V164H166ZM78 163H79V165L80 164L81 165L79 166ZM119 163H118V165H119ZM182 163H185V164H182ZM197 163H202V164H200L202 166L199 167V164H197ZM223 163H224V165H223ZM225 163L228 165H226ZM31 164L34 165L35 161H34V163H31ZM106 164H107V166L105 169L104 165H106ZM115 164H116V162H115ZM143 164H144V166H143ZM159 164H161L159 166L160 168L158 167ZM175 164H176V166H175ZM186 164H187L188 168L183 170V165L185 166ZM203 164H206V165L203 166ZM30 165H29V167H30ZM97 165L98 166L100 165L101 168H102V165L104 166L105 170H102V172L104 173L103 176L101 174V171H100V175H97V172L95 171V170H97V168L96 169L94 168V166L97 167ZM108 165H110V166H108ZM126 165L127 164H125V167H126ZM128 165H130V164H128ZM165 165H167V168H168L167 170H169V171L165 170L166 169ZM77 166L79 167V169ZM31 167H32V165H31ZM76 167L78 170L76 169ZM115 167H116V169L118 168L117 164ZM177 167L179 168L178 170H177ZM204 167H205V169H204ZM98 168L100 169V167H98ZM144 168L145 169L147 168V170H144L142 172L141 170H143ZM156 168H159L158 171L156 170ZM184 168H186V167H184ZM195 168H197V170ZM210 168H211V170H210ZM10 169H11V173L13 171H16L18 173V171H19V174H17L15 172V174L17 176L15 175V177H14L13 176L14 173L11 174L9 171ZM25 169H24V171H25ZM92 169H95L94 172H96V173H92L93 172ZM172 169H174V170H172ZM76 170H77V172L75 173ZM153 171H155L154 172L155 174L152 175ZM161 171H163V173H161ZM123 172H124V169H123ZM146 172L150 176V178L146 174ZM28 173H27V175H30ZM39 174L41 176H39ZM68 174H70V175H68ZM113 175L114 174L112 173V176ZM144 175H146V176L144 177ZM86 176L88 178H90V184L93 186H91L90 184H88V185L86 184L89 179L86 182H84V180H86L85 179ZM22 177H26V178L23 179ZM49 178H50L51 182L49 180H47ZM106 179H108L107 183H105L107 181ZM110 179L113 183H115V185L117 183H119L118 186L113 185L111 183ZM161 179H162V181H161ZM48 181H49V183H51V185H50L51 188H49V190H48L49 192L46 190L47 187L43 186V184L45 185L46 182H48ZM91 181L93 183H91ZM95 181H96V184H95ZM133 182L137 183V185H135L136 188H134V186L132 185ZM153 183H155V184H153ZM7 185H9V188ZM86 185L88 187H86ZM147 185H149V186H147ZM140 186H142V187L139 188L140 189L139 190L138 187H140ZM71 187L74 189H72ZM89 187H91V188H89ZM103 187L105 188L104 189L105 191L106 190L110 191L109 189L113 190L112 192H114L115 195L117 193L120 194L117 191H120V192L122 191L121 194H123L124 196L122 195L121 201H122L123 197L126 196L127 198L126 197L125 198L127 200L130 197L129 198L130 202L127 201L126 199H124L128 203L126 201H124V202L122 201L123 202V204H122V202H120V200L117 199V197L115 195H113V196H115L116 199L112 201L113 196H112V194H110L112 192L111 191L108 193L105 192L106 193L105 195H107L106 200L108 197L111 201L107 200L108 201L107 202L106 200H104L105 197H104V199L99 197V198L103 199V201H101V202L102 203L104 202V203L102 204V206H98V207H102V209L100 211H99V209H97L98 211L95 210L96 206L98 205L97 202H100V201H97L96 198L98 197V194L100 195L102 193L101 189L103 190ZM43 188H46L45 189L46 193L48 192V194H50V199L48 198L49 195H47V198H45L46 195L44 193ZM88 188H89V190L92 189L93 191H95L94 193H96V194L92 193V190L89 191ZM128 188H129V190H128ZM42 189H43L44 194L40 195L39 191ZM8 190H9L10 194L8 193ZM72 190H74V192L76 191V195L74 194L75 199L73 198L74 195H72L73 194ZM99 191H100V193H99ZM124 191H130V192H128V194H127V192H124ZM67 192L69 194H67ZM70 192L72 193L71 194L72 196H70ZM97 192H98V194H97ZM118 194H117V196H119ZM6 195L8 196V198ZM68 195L70 197H72L71 199H68V201H67L68 204L72 203L74 201L77 204H75V202H74V203H72V205L70 204L71 207H70V205L68 206L67 202H65V198H66V200H67V198H69ZM95 195H96V197H95ZM133 195H134V197H133ZM4 196H6V197H4ZM100 196H102V195H100ZM22 198H23V200H21ZM131 199L133 202L131 201ZM42 200L44 201V203L42 202ZM117 200H119V202L117 203L118 206L116 205V207H118L120 209L122 208L121 209L122 212H123V210H125L123 212V215L121 214V216H123L121 220H120V218H121L120 214H119V217L116 218L117 214H118V210H116V207H114L113 209L115 211H117V214L114 213V210L111 207H110V209L108 207V206H110L108 203L111 202L112 204L114 203L113 205H115V203H116L115 201H117ZM140 200L142 202H140ZM7 201H8V204H6ZM105 201H106V203H105ZM139 202L141 204H139ZM119 203H120V205H123V206L121 207L119 205ZM124 203L126 204L125 206H124ZM134 203H136V204H134ZM73 205L75 206V208H79L78 209L79 211L75 209L79 215L72 213V214H74V216H73L70 213V211L72 210L71 208H74ZM76 205H78V206H76ZM100 205H101V203H100ZM67 206L71 209L70 211H69ZM124 208L130 209V212L126 211V209H124ZM1 209H3V210H1ZM111 209L113 210L112 211L113 213L111 212L112 214H110ZM120 209H119V211H120ZM51 210L52 211L54 210V211L51 212ZM75 210L73 209L72 211H75ZM49 211L53 214H51ZM76 211H75V213H76ZM100 212H101V214H103L102 217L104 219L106 218L105 220L107 222H104V219L101 217V215H99ZM128 212L131 214H129ZM107 213H109V214H107ZM124 213H126V214H124ZM45 214L47 215V217L44 218ZM54 214H57V216ZM112 215H114V216H112ZM115 215H116V217H115ZM124 215H125V217H124ZM49 216L50 217L53 216V217L50 218ZM54 216L56 218H54ZM129 216L133 217L134 220L133 219L131 220V217H129ZM90 217H92V218H90ZM93 217H97L98 219L95 218V219H97V221H95V220L93 221ZM136 217H137V219H136ZM22 218H24V219H22ZM47 218L48 219L50 218V220L52 219L51 221L54 224L49 220L48 221L46 220L47 223H49V224L52 223L53 227H55V224L57 225L56 226L57 229L56 228L55 229L57 230L56 233L57 232L58 233L56 235H54V233H52L55 230H53L52 232L48 231L49 230L48 228H50V226L46 227L47 225H46L45 219H47ZM87 218L88 219L90 218V220L92 219V221H90V220H89L90 222L86 221ZM109 219H111V221L114 219V221H112V223L108 224V222L110 221ZM99 220H101V221H99ZM123 221L124 222L127 221V222H125V228L126 229H124V222ZM2 223L4 225H2ZM101 223L103 225H105L106 227L103 226ZM104 223H107V224H104ZM93 224H96V225H94L95 226L94 228L91 226ZM15 225H12V226H15ZM52 225H51V227H52ZM107 225H109V226L111 225V227H108ZM120 226H121V228L119 229ZM45 229L47 231H45ZM76 229L78 231H80V233L81 232L83 233V237L81 235L82 233L78 234V237L80 235V239L81 238L83 239V240L82 239L81 240L83 241L84 244L78 243L80 239H78L76 244H75V238L74 237L77 234L75 233L74 234L75 236H74L73 233L75 231H77ZM101 230L109 231V232H111V234H109L106 231H103V234L105 232L107 233V236L109 234L108 238H106L107 236L105 237V234L102 235ZM113 230H115L114 233L116 232L115 236L112 233ZM50 231H51V229H50ZM85 231L87 233L92 234V235H90V237L92 239L90 238L89 241H88V238L86 237L87 233H85ZM97 231H99V232L96 233ZM122 231H124V232H122ZM5 232L8 233V235H6ZM32 232H34L35 234H38L41 237H39L37 235L38 239H35L36 236H34V233H33V235H31ZM47 232H49V233L47 234ZM9 234H11L10 236H12V237H9ZM42 234H44L45 239H44ZM51 235H54L53 238L51 237ZM71 235H73L74 237H72ZM99 235L100 236L102 235L103 237L102 236L98 237ZM110 235L112 236V238H109V237H111ZM32 236H34L35 238L33 237L34 239H32ZM114 237H115V239L113 240ZM12 238H13L12 243H10ZM98 238H100L99 242H98ZM101 238L102 239L105 238L104 239L105 241L102 242ZM72 239H74V240H72ZM17 240H21V241L23 240L22 241L23 243L21 242V245L19 244L20 247L22 246V244L24 246V249L22 246L21 251L19 250L20 249L19 245H18L19 241H17ZM38 240L39 241L41 240V241L39 242ZM93 240H96V241L94 242ZM6 241L7 242L9 241V242L7 243ZM14 241H17V243H15ZM91 242H92V244L95 245L96 249L98 248V250H96L95 247H93L94 245L91 244V246H90L89 243H91ZM106 242H107V245H106ZM9 243H10V245H9ZM13 243H15V244L13 245ZM41 243L45 244L46 247L42 248L44 246H42ZM85 243L89 244L88 246L90 247L89 248L88 246H86L87 251L84 250L85 246L84 247L82 246V245H86ZM100 243H102V244H100ZM103 243H105V244H103ZM67 244L69 245L68 247H67ZM79 244H80V246H79ZM110 244H111V247H110ZM15 245L18 247H16ZM101 245L102 246L106 245V246L105 247L103 246L104 247L103 248ZM6 246H8V247H6ZM9 246L11 247L10 249H9ZM37 246H39V247H37ZM12 247L15 248L16 252L12 251V249H13ZM74 247H75V249H74ZM1 248L3 250H1ZM38 248H40L39 251L37 250ZM7 249H9V251L11 250L13 252L14 255L12 253L10 254V255H12V257H14L13 259H12V257H10V259L8 258L10 255L6 257V255L9 254ZM17 249H18V251H17ZM82 249L84 252L82 254H80V252H82ZM91 249H93V252H94V249L97 252H94V254H88L91 251ZM41 251H43V252L41 253ZM6 252H7V254H6ZM40 253L42 254L43 257L41 256ZM85 253H87L88 255H85ZM90 253H92V251ZM3 254H6V255H3ZM102 254H104V255H102ZM26 255H28V257ZM33 256L30 258H33ZM38 257H40V258H38ZM72 257H73V259H72ZM15 258H16V260H15ZM1 260H0V264L1 263L2 264H5V263L9 264V261L5 260L4 262L3 261L1 262ZM21 260L24 261V259H21ZM80 260H82V261H80ZM92 260H94V261L92 262ZM23 261H21V262H23ZM10 262H12V261H10ZM16 262L15 263L13 262V263L16 264ZM31 262H32L31 260L30 261L28 260L29 264L34 263V261L32 263ZM26 263H27V261L24 264H26Z\"/></svg>",
  "mask_w": 264,
  "mask_h": 264
},
{
  "label": "bare ground",
  "instance_id": "6f19581e",
  "mask_svg": "<svg viewBox=\"0 0 264 264\" xmlns=\"http://www.w3.org/2000/svg\"><path fill=\"white\" fill-rule=\"evenodd\" d=\"M1 1H2V0H1ZM1 1H0V2H1ZM3 1H4V0H3ZM6 1L10 2L9 0H6ZM15 1H16V0H15ZM17 1H18V0H17ZM19 1H21L20 3H22V4H26V3H28V4H26V5L28 6V8H29L33 3H35V4L37 3V0H33V2H31V3H30V2H26V1H28V0H24L25 3H24L22 0H19ZM29 1H32V0H29ZM52 1H53V0H52ZM55 1H57V0H55ZM60 1H61V0H59L58 2H60ZM68 1H69V2H68ZM68 1H67V0H66V2H65V0L61 1V3L64 2L65 5H62V4L58 3V2H56L57 7L55 6L56 4L53 5L54 7H56V9L53 8V7H51L52 9H54V11H53V10L51 11V10L49 9V10L51 11V15H53L54 12H57V11H58L57 8L59 9V12H57L56 15L54 14V15L56 16L55 18H54V15H53V17L51 16V17L53 18L52 20L55 19L54 22H55V21H58L57 23L61 24L60 26H62L63 23L65 24V21L67 22V18H66V16H65L66 14H65V12H64V10H65V8H66V12L72 13L71 15L74 17V19H73L74 21H72V23L74 22L73 26H70V24H69L70 21H69V19H68V21H69V22H67V23H68L67 25H69L68 27H72V28H73V27L76 26V25L78 26V25H79L78 23H80V22H79V21H80V18L84 20L83 17H86V16L88 15V17H86V19H85L84 21H85L86 25L90 26V28L93 29V27H94V29H95V24H93V21H94L95 18L92 16V12H91V10L88 11V8L86 7L85 3H84V5H85L84 8H87V9L83 10V8H81V5L83 4L82 0H81L82 3H81V2L77 3L79 0H75L76 3H77V5H75L74 8L77 9V6L79 7L78 4H81V5H80V8L82 9V13H74V14H73V10H72V9H73V8H72L73 6H72V4L74 5L75 1H73V0H68ZM70 1H71L72 4L70 3ZM92 1H93V3H95L94 1H96V3H97L98 1H97V0H91V1L89 0V1H87V2H91L92 6H94V8H95V4H93ZM107 1H108V0H107ZM107 1L105 2V0H104V3H106V4H105V5H106V9L110 6V3H111V2H112V4L115 2V0H114V1L110 0V3H108V5H107ZM117 1L119 2V0H117ZM117 1H116V2H117ZM132 1H133V0H132ZM141 1H142V5H143V0H141ZM148 1H149V0H148ZM156 1H157V0H156ZM156 1H155V2H156ZM185 1H186V0H185ZM201 1H205V0H201ZM219 1H220V0H219ZM223 1H224V0H223ZM223 1L221 0L220 2H222V4L224 5V2H223ZM226 1H227V2L225 3V5H229L228 8H233V7H230V5H232V2H234V0H233L232 2H230L231 0H226ZM242 1H243V0H240L239 2H240L241 4H243ZM244 1L247 2L246 0H244ZM251 1H252V3H250V0H249V2H248V6H249L248 8H250V9H251V7L253 6V3L255 2V1L253 2V0H251ZM256 1H257V0H256ZM261 1H262V3H263V0H260V2H261ZM67 2H68V3H67ZM118 2L115 3V4H118ZM199 2H200V1H199ZM210 2H211V1H210ZM215 2H216V1H215ZM215 2H214V0H213L211 3H209L210 5L213 4L214 6L212 5L213 8H212V10H211V9H209V8H211V6L208 5L207 11H210V10H211V12L214 11V8L216 7ZM257 2H259V1H257ZM260 2H259V3H256V2H255V3L261 5ZM5 3H6V2H5ZM5 3H4V4H5ZM122 3H123V2H122ZM134 3L136 4L137 1H136V2H132L131 4H134ZM200 3H201V2H200ZM200 3H199V4H200ZM10 4H12V0H11V3H10ZM10 4H8V5H10ZM22 4H21V5H22ZM29 4H30V6H29ZM58 4H59V5H58ZM97 4H99V3H97ZM97 4H96V5H97ZM124 4H125V3H124ZM135 4H134V5H135ZM154 4L156 5V3H154ZM154 4H152V6H153ZM179 4H180V3H179ZM201 4H202V3H201ZM201 4H200V5H201ZM207 4H208V2H207ZM216 4H217V3H216ZM222 4H221V5H222ZM236 4H237V3H236ZM244 4H247V3H244ZM2 5H3V3H2ZM2 5H1V6H2ZM5 5H6V4H5ZM5 5H3L1 8L4 9L3 7H5ZM8 5H6V7H7ZM12 5H13V4H12ZM26 5H23V6H26ZM60 5H62V7H65V8H64V9H63V8L61 9ZM67 5L70 6V7H68ZM99 5H100V4H99ZM102 5H103V4H102ZM105 5L102 6V7H104V10L102 9V10H103V13L105 12ZM125 5H126V4H125ZM125 5H124V7H125ZM149 5H151V4H149ZM161 5H163V4H161ZM165 5H166V4H165ZM221 5H220V6H221ZM233 5H235V3H233ZM18 6L20 7L19 3H18ZM27 6H26V7H27ZM58 6H59L60 8H59ZM97 6H98V5H97ZM97 6H96V7H97ZM111 6H112V5H111ZM111 6H110V8H111ZM117 6H118V5H117ZM117 6L114 5V7L118 8ZM119 6H120V7L118 8V9H119L118 12H120V13H118V14H121V11L123 12V10H124L125 8H123V10H121V8H122L123 6H121V5H119ZM127 6H128V5H127ZM158 6H159V5H158ZM163 6H164V5H163ZM190 6H191V4H190ZM246 6H247V5H246ZM261 6H262V8L264 9L263 5H261ZM261 6H259V8H260ZM6 7H5V8H6ZM31 7H32V6H31ZM102 7H101V8H102ZM114 7H113V10H115V12L117 13V10L114 9ZM128 7H130V6H128ZM141 7H142V6H141ZM148 7H151V6H148ZM156 7H157V6H156ZM164 7H165V6H164ZM164 7H163V8H164ZM191 7H192V6H191ZM221 7H222V6H221ZM225 7H226V6H225ZM225 7H223V9H224ZM234 7H235V6H234ZM253 7H255V6H253ZM9 8H10V7H9ZM12 8H13V7H11V9H12ZM21 8H22V7H21ZM28 8H24V7H23V11L25 12V9L28 11ZM33 8L35 9L34 6H33ZM69 8H71V9H69ZM97 8H98V7H97ZM138 8H139V7H138ZM158 8H160V7H158ZM163 8H162V9H163ZM174 8H175V7H174ZM262 8H260V10H258V11H259V12L262 11V13H263ZM34 9H33V10H34ZM98 9H99V8H98ZM152 9H154V8H152ZM152 9H150V11H152ZM175 9H176V8H175ZM180 9H183V8H180ZM208 9H209V10H208ZM252 9H253V8H252ZM255 9H256V8H255ZM257 9H258V8H257ZM5 10H7V9H5ZM5 10H2V12L5 11ZM8 10H9V9H8ZM19 10H20V9H19ZM31 10H32V8H31ZM56 10H57V11H56ZM62 10H63V11H62ZM67 10H68V11H67ZM69 10H70V11H69ZM71 10H72V11H71ZM94 10H95V9H94ZM100 10H101V9H100ZM100 10H99V11H100ZM113 10L111 9V11L113 12V15L115 14V15L117 16L118 14L114 13ZM120 10H121V11H120ZM130 10H133V9H130ZM142 10H144L143 7H142ZM148 10H149V9H148ZM158 10H160V9H158ZM168 10L170 11V12H169V15H170L169 18H171L172 16L175 15V17H176V18L174 17L175 20H176V19H178V20L180 19V18L177 17V16H178L177 14H173V11L171 12L170 9H168ZM168 10H167V11H168ZM191 10H192V9H191ZM195 10H196V9H195ZM195 10H194V11H195ZM202 10H203V6H202ZM215 10H216V9H215ZM221 10H222V8H221ZM228 10H229V9H228ZM228 10H227V11H228ZM9 11H10V10H9ZM12 11H14V9H12L11 12H12ZM16 11H17V10H16ZM77 11H78V12H81V11H79V10H77ZM85 11H86V12H85ZM106 11L108 12V16H109V11H108V10H106ZM125 11H126V10H125ZM134 11H135V10H134ZM154 11H155V10H154ZM164 11H165V10H163V11H161V12H164ZM182 11H183V10H182ZM184 11H185V10H184ZM194 11H193V12H194ZM207 11L205 10V12H207ZM218 11H219V9H218ZM224 11H225V10H224ZM227 11H225V12L227 13ZM5 12H6V11H5ZM5 12H4V13H5ZM18 12H19V11H18ZM63 12H64V13H63ZM74 12H75V10H74ZM83 12H84V13H87V15L85 14V16L82 17V16H80V15H81V14L84 15ZM89 12H90V13H89ZM107 12H105L104 14L106 15ZM132 12H133V11H132ZM195 12H196V14H197V11H195ZM195 12H194V14H195ZM253 12H254V11H253ZM31 13H32V11H30V15H29L28 17H30V16L32 17ZM34 13H35V12H33L32 14L35 15ZM59 13H60V14H59ZM62 13H63L64 15H63ZM69 13H68V14H69ZM88 13H89V14H88ZM125 13H126V12H125ZM128 13L131 14V13L129 12V10H128ZM128 13H127V17H128ZM135 13H136V12H135ZM138 13H139V12H138ZM164 13H165V12H164ZM209 13H210V12H209ZM209 13H208V14H209ZM228 13H229V12H228ZM228 13H227V14H228ZM13 14H14V13H13ZM19 14H20V13H19ZM28 14H29V12H28ZM61 14H62V15H61ZM68 14H67V15H68ZM75 14H76V15H75ZM171 14H173V15L171 16ZM210 14H211V13H210ZM219 14H220L219 12L217 13V11H216V12L214 11V14L212 13V16L210 15V16H211L210 18H212V17L214 18V16H216V18H218V20H220V18H222L223 15L220 14V15H221V17H220ZM252 14H253V13H252ZM252 14H251V15H252ZM257 14H258V13H256V17L258 16ZM260 14H261V13H260ZM20 15H21V14H20ZM22 15H23V14H22ZM24 15H25V13H24ZM58 15H60V16H58ZM74 15H75V16H74ZM102 15H103V14H102ZM110 15H111V12H110ZM122 15H123V16H118V17H121V18L124 17L123 19L126 20V21H124L123 19L121 20V18H119L118 21H119V23L121 22V24H118V26L120 25L122 28H126L127 25H129V23H131L132 21H135V19L137 20V18H136L135 16H134L135 19H134V17L131 16L130 19L133 18V20H130L129 17H128V20H127V19L125 18V16H124V13H122ZM132 15H134V14H132ZM136 15H137V14H136ZM139 15H140V14H139ZM165 15H167V14L165 13ZM165 15H164V16H165ZM185 15H186V14H185ZM213 15H214V16H213ZM243 15H244V14H243ZM245 15H247V14H245ZM251 15H250V17H251ZM253 15H254V14H253ZM263 15H264V14H263ZM3 16H4V15H3ZM8 16H9V15H8ZM15 16H16V15H15ZM62 16H63L64 18H63ZM89 16H92L94 19H93L92 17L89 18ZM111 16H112V15H111ZM111 16H110V17H111ZM143 16H144V15H143ZM164 16H163V17H164ZM207 16H209V15H207ZM247 16H248V15H247ZM260 16H261V15H260ZM5 17H6V16H5ZM23 17H24V16H23ZM26 17H27V16H26ZM58 17H61V18L57 19ZM95 17H96V16H95ZM118 17H116V18H118ZM166 17H167V16H166ZM183 17H184V16H183ZM195 17H199V15H198V16H195ZM256 17H255V19H256ZM258 17H259V16H258ZM258 17H257V19H259ZM16 18L19 20V15L16 16ZM16 18H15V21H16ZM20 18H22V17H20ZM38 18L40 19V16H38ZM41 18H43V17H41ZM113 18H114V17H113ZM116 18H115V19H116ZM139 18H140V17H139ZM139 18H138V20H139ZM144 18H145V16H144ZM149 18H150V14H149ZM149 18L147 19V20H148L147 22L151 23L150 21H151L152 16H151L150 20H149ZM164 18H165V17H164ZM169 18L167 17V19H169ZM181 18H182V16H181ZM210 18L208 17V19L212 21V19H210ZM216 18H215V19H216ZM251 18H252V17H251ZM263 18H264V16H263ZM28 19H29V18H28ZM60 19H62V21H63L64 19H66V20H64L63 23H60V21H61ZM87 19H90V20L92 19V20H91V21H90V20L88 21ZM152 19H153V18H152ZM183 19H184V18H183ZM196 19H197L196 21H199L198 24H200V22H201L200 19H199V20H198V18H196ZM215 19H214V20H215ZM244 19H245V16H244ZM252 19H253V18H252ZM257 19H256V21H257ZM41 20H45V19L43 18V19H41ZM41 20H40V21H41ZM59 20H60V21H59ZM76 20H77L78 22H77ZM86 20H87L88 22H87ZM141 20H142V19H141ZM145 20H146V19H145ZM165 20H166V19H164V23H165ZM178 20H176V21L179 22ZM181 20H182V19H181ZM187 20H188V19H187ZM187 20H185V21L183 20L182 22H183V23L185 22V24H186V21H187ZM242 20H243V19H242ZM5 21H6V20H5ZM75 21H76V24H75ZM81 21H82V20H81ZM84 21H83V22H84ZM98 21H99V19H98ZM98 21H97V22H98ZM122 21H123L124 23H123ZM128 21H129V22H128ZM153 21H154V20H153ZM166 21H167V20H166ZM245 21H247V18L245 19ZM250 21L252 22V20H250ZM256 21L253 19V23L255 22V24H256V23L258 22V21H257V22H256ZM8 22L10 23L11 21L9 20ZM16 22H17V21H16ZM22 22H23V21H22ZM22 22H20V25H21ZM83 22H82V24H83ZM94 22H95V21H94ZM141 22H142V21H141ZM143 22H144V21H143ZM143 22H142V24H143ZM174 22H175V21H174ZM174 22H172V23H174ZM182 22H181V21L179 22V25L182 26L181 28H180V26H179V28H180L182 31L185 32V29H186V27H187L188 24H187V25H183ZM221 22H222V20L220 21V24L222 25ZM0 23H1V22H0ZM45 23H47V22L45 21ZM85 23H84L83 26H85ZM88 23H89V24H88ZM90 23H91V25H90ZM95 23H96V22H95ZM101 23H103V22H101ZM101 23H100V24H101ZM108 23H111V21L108 22ZM108 23H107V24H108ZM125 23H126V24H125ZM127 23H128V24H127ZM139 23H140V22H139ZM144 23H145V22H144ZM149 23L147 24L148 26H150ZM188 23H189V22H188ZM209 23L217 24L216 21H214V22H210V21H209ZM17 24H19V22H18ZM59 24H57V25H59ZM103 24H105V23H103ZM133 24H137V21H136L135 23H133ZM168 24H170V23H168ZM168 24H166V25H168ZM174 24L176 25V23H174ZM213 24H210V25H213ZM220 24L218 23V25H220ZM22 25L25 26L23 23H22ZM22 25H21V26H22ZM30 25H31V24H30ZM40 25H42V21L40 22ZM40 25H39V26H40ZM44 25H45V27L48 26V27L45 29L46 31H48V33H49V30H51V31L54 30V29H49V30H48L49 25H48V24H47V25L44 24ZM67 25H66V26H67ZM71 25H72V24H71ZM80 25H81V23H80ZM93 25H94V26H93ZM123 25H125L126 27L123 26ZM155 25H156V24H155ZM201 25H202V27H203V24H202V23H201ZM221 25H220V26H221ZM244 25H246V24H244ZM244 25H243V27H245ZM247 25H248V24H247ZM256 25H257V24H256ZM259 25L261 26V21H260V24H259ZM21 26H19L20 29L23 28V26H22V27H21ZM39 26H38V28L40 29ZM60 26H59V29H60ZM83 26H81V27L83 28ZM88 26H85L84 28H86V27H88ZM91 26H92V27H91ZM98 26H99V25H98ZM98 26H96V27H98ZM106 26H109V25H106ZM106 26H105V27H106ZM111 26H112V27H111ZM111 26H110V28H109V27H107V28L104 27V29L102 28V31L104 30L103 33H104V34H107L108 29H110V30L113 31V26H115V28L117 27L116 24H114V25L111 24ZM133 26H134V25H133ZM145 26H146V25H145ZM151 26H152V25H151ZM158 26H159V25H158ZM158 26H157V27H158ZM169 26H172V24H170ZM183 26H184V27H183ZM185 26H186V27H185ZM220 26H217L218 28L216 29V28H215L216 26L214 25V28H215V30H216L215 32H217L218 30H220V29H219V28H221ZM253 26H254V25H253ZM257 26H258V25H257ZM4 27H5V26H4ZM25 27H26V26H25ZM25 27H24V30H25ZM41 27H42V26H41ZM45 27H44V28H45ZM81 27H80V28H81ZM100 27H101V26H100ZM131 27H132V25H131ZM139 27H140V26H139ZM153 27H154V26H153ZM174 27H175V26H174ZM198 27H199V26H198ZM247 27H248V29L251 28V27L249 28V25H248ZM261 27H262V26H261ZM6 28H7V27H6ZM44 28H43V29H44ZM66 28H67V27H66ZM72 28H71V29H72ZM74 28H75V27H74ZM76 28H77V27H76ZM136 28H137V26H136ZM136 28H133V29L136 31L135 34H137V31H139V30L142 31V29H138V30H137ZM140 28H142V26H141ZM148 28H149V27H148ZM159 28H161V27H159ZM159 28H158V29H159ZM169 28H170V27H169ZM175 28H176V27H175ZM177 28H178V27H177ZM177 28H176V29H177ZM187 28H188V29H186V32H185V33L188 34V35H187L186 37L190 38V36H191L190 34H191V33H188V32H187L190 28H189V27H187ZM203 28H204V27H203ZM203 28H201V29H203ZM212 28H213V26H212ZM262 28L264 29V27H262ZM63 29H64V28H63ZM68 29H70V28H68ZM78 29H79V28H77V30H78ZM100 29H101V28H100ZM150 29L152 30V28H150ZM173 29H174V28H173ZM198 29H199V28H198ZM244 29H245V28H244ZM257 29H259V26H258ZM257 29H256V30H257ZM45 30H44V31H45ZM65 30H66V29H65ZM72 30H73V29H72ZM82 30H83V31L86 30V32H88V33H83V34H82V33L77 32V35H78V34H82V36H87V35H89V33H90V34L93 33V32H89L90 30H88V28H86V29H82ZM82 30H81V31H82ZM95 30L97 31L98 28L95 29ZM95 30H94V31H95ZM105 30H107V31H105ZM110 30H109V31H110ZM128 30H129V29H128ZM155 30H156V27H155ZM159 30H160V29H159ZM165 30H166V29H165ZM177 30H178V29H177ZM177 30H176V33H177ZM246 30H247V29H245L244 31H246ZM254 30H255V29H254ZM254 30H253V31H254ZM259 30H260V29H259ZM41 31H42V30H38V32H41ZM51 31H50V33H51V35H52V32H51ZM54 31H55V33H57L56 31H58V30H54ZM74 31H75V30H73V32H74ZM83 31H82V32H83ZM109 31H108V32H109ZM112 31H111V32H112ZM160 31H161V30H160ZM173 31H175V30H173ZM179 31H180V30H179ZM190 31H191V30H189V32H190ZM248 31H249V30H248ZM253 31H252V33H253ZM261 31H262V30H261ZM25 32H27V30L24 31V34H25ZM58 32H59V31H58ZM73 32H71V33H73ZM75 32H76V31H75ZM97 32H98V31H97ZM105 32H106V33H105ZM111 32H109V33H111ZM113 32H114V31H113ZM118 32H119V31H118ZM154 32H155V31H154ZM154 32L152 31V33H154ZM201 32L204 33V30H203V31L201 30ZM201 32H200V33H201ZM218 32H219V31H218ZM218 32H217V33H218ZM230 32H231V31H230ZM233 32H234V31H233ZM237 32H238V31H237ZM246 32H247V31H246ZM249 32H250V31H249ZM55 33H53L52 38L55 37V36H54ZM59 33H60V32H59ZM69 33H70V32H69ZM100 33H102V32L100 31ZM114 33H115V32H114ZM142 33H143V31H142L140 34H142ZM159 33H160V32H159ZM168 33H169V32H168ZM168 33H167V34H168ZM178 33H179V32H178ZM254 33H255V32H254ZM259 33H260V32H258V34H259ZM261 33H263V32H261ZM261 33H260V34H261ZM61 34H62V32H61ZM61 34H60V35H61ZM84 34H87V35H84ZM94 34H95V32H94ZM94 34H92L93 39H94V37L97 35V34H95V35H94ZM115 34H116V33H115ZM154 34H155V33H154ZM154 34H152V36H154ZM164 34H166V33H164ZM172 34H173V32H172ZM230 34H231V33H229V36H230ZM233 34L235 35L236 33L234 32ZM13 35H15V34H13ZM49 35H50V34H49ZM51 35H50V36H51ZM64 35H65V33H64ZM64 35H63V38H64ZM116 35L118 36V34H116ZM120 35H121V33L119 32V36H120ZM125 35L128 36V37H127L128 40H127L126 37H124V39L127 40V41H130V40H129V39H130V36L133 38L132 35H134V34H132V35H129V34H128V35H127V34L125 33ZM180 35L183 36L182 33H181V34L179 33V36H180ZM189 35H190V36H189ZM201 35H202V34H201ZM231 35H232V34H231ZM234 35H233V37L238 39V38L240 37L241 34L239 33V36H238V34H237V35H236L237 37H235ZM254 35H255V34H254ZM256 35H257V34H256ZM262 35H263V34H262ZM25 36H26V35H24V37H25ZM53 36H54V37H53ZM67 36H68V33H67ZM67 36H66V38H67ZM92 36H91V37H92ZM97 36H98V35H97ZM97 36H96V37H97ZM109 36H110V35H109ZM141 36H142V35H141ZM147 36H148V35H147ZM170 36H173V35H170ZM170 36H169V38H170ZM184 36H185V35H184ZM217 36H218V34H217ZM243 36H244V35L242 34L241 37H243ZM68 37H70V36H68ZM74 37H75V35H74ZM76 37H77V36H76ZM78 37H79V36H78ZM91 37H90V38H91ZM98 37H100V36H98ZM98 37H97V38H98ZM155 37H156V35H155ZM201 37H203V35H202ZM205 37H206V35H205ZM230 37H232V36H230ZM244 37H245V36H244ZM246 37H247L246 40H243V39H242L243 42L247 41V39H248L247 42H250V41H249L250 36L247 35ZM248 37H249V38H248ZM17 38H18V37H17ZM17 38H15V40H16ZM28 38H30V37H28ZM56 38H58V37H56ZM63 38H61V39L63 40ZM71 38H73V37H71ZM80 38H81V37H80ZM90 38H89V39H90ZM156 38H157V37H156ZM159 38H160V36H159ZM164 38H165V37H164ZM174 38H176V37H174ZM206 38H207V37H206ZM218 38H219V37H218ZM228 38H229V37H228ZM4 39H5V38H4ZM34 39H35V38H34ZM34 39H32V41H34ZM46 39H47V38H46ZM46 39H45V40H46ZM49 39H50V38H49ZM73 39H74V38H73ZM85 39H87V38L85 37ZM119 39H122V40H120V41H122V42H123V40H124V39L122 38V36H120ZM134 39H135V38H134ZM142 39H143V37H142ZM142 39H141V40H142ZM170 39H171V38H170ZM172 39H173V38H172ZM181 39H182V38H181ZM181 39H180V40H181ZM186 39H187V38H184L183 41L186 40ZM191 39H192V36H191L190 40H191ZM207 39H208V38H207ZM207 39H206V40H207ZM255 39L257 40L258 38H255ZM259 39H260V38H259ZM1 40H2V39H1ZM6 40H8V38H6ZM9 40H10V39H9ZM13 40H14V39H13ZM17 40H18V39H17ZM26 40H27V39H26ZM30 40H31V39H30ZM36 40H37V38L35 39L34 42H36ZM47 40H48V39H47ZM59 40H60V39H59ZM67 40H68V39H67ZM74 40L76 41V39H74ZM125 40H124V41H125ZM143 40H145V39H143ZM152 40H153V38H152ZM152 40H151V41H152ZM154 40H155V39H154ZM158 40H160V39H158ZM158 40H157L156 42H158ZM174 40H175V39H174ZM190 40H188V41H190ZM202 40L205 41V39H203V38H202ZM48 41H49V40H48ZM51 41H52V40H51ZM53 41H54V40H53ZM53 41H52V42H53ZM145 41H146V40H145ZM177 41H178V40H177ZM186 41H187V40H186ZM186 41H185V42H186ZM207 41H208V40H207ZM207 41H206V44H208V46H209V49H208V52H209V53H208V54L210 55V57H211V55L213 54L214 57H212V58H215V56H216L217 54H220V49H217V48L219 47V46H218L219 44L216 45V46H217V48H216V47H215V43H214L215 41H214L213 43H212V41H211V44H210V41H208L209 43H208ZM216 41H217V40H216ZM237 41H240V43L243 44V42L241 41V38H239ZM258 41H260V40H258ZM263 41H264V40H263ZM263 41H260V42L262 43V45H264V42H263ZM10 42H11V43H10ZM10 42L8 41V43H9L12 47L15 46V45H16V46L21 45V42H19V41H17L16 43H14V42H12V41L10 40ZM18 42H19V43H18ZM37 42H38V40H37ZM37 42H36V45H35V46H38V45L40 46V44L37 43ZM56 42H57V41H56ZM56 42H55L54 44H57V43H59V42H61V41H59V42H57V43H56ZM62 42H63V41H62ZM67 42H69V41H67ZM67 42H63V43L66 44ZM73 42H74V41H73ZM91 42H93V41L91 40ZM122 42H120V44H121ZM141 42H142V41H141ZM146 42H148V41H146ZM166 42L168 43L167 40H166ZM170 42H171V41H170ZM185 42H183V43H185ZM190 42H191V41H190ZM190 42H189V43L186 42V44H187V45H186V46H187L186 49H187V50H188V48H190V46H189V45H191ZM199 42H200V40H199ZM13 43H14V44H13ZM47 43H49V45H50V44H53V43H50V42H47ZM70 43H71V41H70ZM76 43H78V41H77ZM86 43H87V42H86ZM98 43H99V42H98ZM101 43H102V42H101ZM126 43H127V42H126ZM143 43H144V42H143ZM154 43H155V42H154ZM172 43H173V42H172ZM240 43H239V44H240ZM72 44H74V43H72ZM79 44L82 45V46H79V45H78V46H76V47H79L80 49H81V47H84V46H85V45L83 46V44H81V43H79ZM89 44H90V43H89ZM123 44H124V43H123ZM148 44H149V43H148ZM151 44H153V43H151ZM151 44H149V45H151ZM155 44H157V43H155ZM164 44H165V42H164ZM170 44H171V43H170ZM206 44H205V45H206ZM209 44H210L211 46H212V44H213V48L210 47ZM32 45L34 46L33 42H32ZM42 45H43V44H42ZM42 45L40 46L42 50H43L44 47H48V48H49V45H48V46L43 45V46H44L43 48H42ZM93 45H94V44H93ZM93 45L91 44V48H92ZM124 45H125V44H124ZM129 45H130V44H129ZM162 45H163V43H162ZM174 45H175V44H174ZM243 45H247L246 42H245V44H243ZM2 46H3V45L0 46V52H1V51H3V52L5 51L4 49H2V48H3ZM5 46H6V45H5ZM21 46H23V45H21ZM35 46H34V47H35ZM57 46H58V45H57ZM59 46H60V45H59ZM59 46H58V47H59ZM66 46H67V45H66ZM73 46H74V45H73ZM137 46H138V45H137ZM137 46H136V47H137ZM164 46L168 48L169 45H168V46L164 45ZM178 46H179V44H178ZM178 46H177V47H178ZM206 46H207V45H206ZM208 46H207V47H208ZM50 47H51V45H50ZM58 47H56V49H57ZM70 47H71V45H70ZM88 47H89V46H88ZM88 47H87V48H88ZM93 47H94V46H93ZM96 47H97V45H96ZM103 47H104V46H103ZM116 47L119 49V47L121 48L122 45H119V46H118V44H116ZM116 47H115V49H116ZM126 47H127V46H126ZM128 47L130 48V46H128ZM54 48H55V47H54ZM152 48H153V47H152ZM174 48H175V47H174ZM174 48H173V49H174ZM181 48H182V46H181ZM181 48H178V49H181ZM210 48H211V49H210ZM219 48H220V47H219ZM1 49H2V50H1ZM45 49H46V48H45ZM50 49H51L52 53L55 52V51L52 50V48H49V50H50ZM102 49H103V48H102ZM102 49H101V50H102ZM115 49H114V50H115ZM123 49H124V48H123ZM154 49H155V48L150 49V50H151V51H155ZM156 49H158V48H156ZM168 49H169V48H168ZM178 49H177V50H178ZM183 49H184V48H183ZM213 49H216V50L214 51V53H217L216 55L213 53V51H212ZM261 49H262V48H261ZM38 50H39V49H38ZM46 50H47V49H46ZM49 50H48V52H49ZM54 50H55V49H54ZM59 50H60V49H59ZM59 50L56 51V53H57L56 55H58V51H59ZM66 50H67V47H66L65 50H63V51H65L64 53H66ZM99 50H100V49H99ZM136 50H137V48H136ZM175 50H176V49H175ZM187 50H185V52H187ZM210 50L212 51V54L210 53V52H211ZM229 50H230V49H229ZM116 51H117V50H116ZM121 51H122V50H121ZM145 51H146V50H145ZM145 51L143 50V52H145ZM157 51H158V50H157ZM157 51H155V52L157 53ZM178 51H179V50H178ZM216 51H217V52H216ZM44 52L46 53V51H43V54H44ZM48 52H47V53H48ZM60 52H62V51H60ZM60 52H59V54H60ZM67 52H68V51H67ZM136 52H138V50L135 51V53H136ZM140 52H141V50H140ZM140 52H139V54H140ZM149 52H150V51H149ZM185 52H184V53H185ZM262 52H264L263 49H262L261 53H262ZM1 53H2V52H1ZM41 53H42V52H41ZM52 53H51V54H52ZM71 53H72V52H71ZM71 53H70V55H68V54L66 53L68 56L66 55L67 58L65 57V58L67 59V61H68V63H67V64H68V68H66V69H68V70L64 72V69L61 68V69H63V71L60 72V69H59V72H57V73H59V75H58V74H54V75H56L57 77L54 76V78H52V80H55L56 78L59 79V78L61 77V78H60V79H61V80H60L61 83H63V81H65L64 83H67V81H69V82L67 83V85L63 83L64 85L62 84V87H61V88L64 89L63 86H65V87H66V86H68V87L72 86V87H70V88H68V87H67V88L70 89V90H68V91H72V92L74 93V95H73L72 92H67V89H65V90H66L65 92L68 93V94H66V93L63 91V89L61 90V88H59L60 90L58 91V90H57V89H58L57 87H55L56 89L53 87L55 90H57L56 92H55V91H54V92L56 93V94H55V97H58V100L61 99V96H63V95H64V97L66 96V97H68V98H69V96H71V94H72L73 96L78 95V94L80 93V91H79L80 88L83 89L82 86L78 87V84H79V83L77 84V86H75L76 84L74 85V88H75V89H73V90H75V91H73V90L71 89V88H73V84H74L76 81H77V82H81V81L79 80L80 78H78V76L76 77V79L78 78L77 80H76L73 76H70L71 79H72L73 81L70 80V77H68V76H69L70 74H74L76 70L73 71V69H75V67H71V66H69V64H71V63L73 62V63L77 64L78 66H82V65H83L82 67H84V65H86V64H87L86 66H88V62L93 61V60L90 59L91 61L89 60V61H87V62H82V61H84V60H82L81 58H83V57H81V58H80V61H81V62L79 61L78 63H76V61H75L76 59L73 60V58L75 57L74 54H73L74 52L72 53V56H71ZM76 53H77V52H76ZM116 53H117V52H116ZM158 53H160V52H158ZM49 54H50V53H49ZM49 54H47V56H45L46 59H47V57H48ZM85 54H86V53H85ZM117 54H118V53H117ZM141 54H142V53H141ZM150 54H151V52H150ZM187 54H188V53H187ZM198 54H199V53H198ZM44 55H46V54H44ZM56 55H54V56H56ZM79 55H80V54H79ZM79 55H78V56H79ZM86 55H87V54H86ZM86 55H85V56H86ZM147 55L149 56V54H147ZM147 55H146V56H147ZM153 55H154V54H153ZM213 55H212V56H213ZM41 56L43 57V55H41ZM50 56H51V55H50ZM59 56H60V55H59ZM70 56H71V57L74 56V57L71 58ZM143 56H144V55H143ZM157 56H158V54H157ZM159 56H160V55H159ZM217 56H218V55H217ZM256 56H257V55H256ZM42 57H41V58H42ZM69 57H70V58H69ZM79 57H80V56H79ZM79 57H78V58H79ZM86 57H88V56H86ZM86 57H85V58H86ZM104 57H105V56H104ZM120 57H122V56H120ZM150 57H152V56H150ZM219 57H221V56H219ZM45 58H44V59H45ZM48 58H49V57H48ZM50 58H51V57H50ZM63 58H64V56H63ZM65 58H64V59H65ZM105 58H106V57H105ZM147 58H148V57H147ZM147 58H146V61H147ZM152 58H153V57H152ZM159 58H160V57H159ZM56 59H57V58H56ZM59 59H61V58H59ZM64 59H63V60H64ZM66 59H65V60H66ZM69 59H72V61L69 62V61H70ZM87 59H88V58H87ZM126 59H127V58H126ZM216 59L218 60V57H216ZM216 59H215L214 61H216ZM221 59H222V58H221ZM41 60H42L41 63H45V61H43V59H41ZM49 60L52 61V59H49ZM54 60H55V58H53V61H54ZM61 60H62V59H61ZM63 60H62V61H63ZM65 60H64V61H65ZM77 60H79V59H77ZM100 60H101V59H100ZM102 60H104V59H102ZM102 60H101V63H100L101 65H102ZM107 60H108V59H107ZM112 60H113V59H112ZM112 60H111V61H112ZM148 60H149V58H148ZM150 60H151L150 64L152 63V65H153V64H154V63H153L154 60H153V61H152V59H150ZM150 60H149V61H150ZM155 60H156V59H155ZM173 60H174V59H172V61H173ZM208 60H209V59H208ZM262 60H263V59H262ZM85 61H86V60H85ZM104 61H106V60H104ZM111 61L108 60V61H107L108 63H107V62L104 63V64H103L104 66L107 64V66H105V67H104V66H103V67L100 66V68L102 69V71L104 70L103 68H106V67H109V68H110V65L108 66V64H109ZM149 61H148V62H149ZM218 61H219V60H218ZM218 61H217V62H218ZM220 61H221V60H220ZM220 61H219V65H220L221 63H224V62H222V61H221V63H220ZM258 61H259V60H258ZM46 62H47V60H46ZM57 62H58V60H57ZM99 62H100V61H99ZM113 62H114V61H113ZM154 62H155V61H154ZM156 62H157V61H156ZM259 62H260V61H259ZM262 62H263V63H262ZM262 62H261V63L264 64V61H262ZM51 63L54 65L53 62H51ZM73 63H72V64H73ZM80 63H81V64H80ZM82 63H83V64H82ZM84 63H85V64H84ZM92 63H93V62H92ZM119 63H120V62H119ZM121 63H122V65H123V62H121ZM138 63H139V62H138ZM173 63H176V62L174 61ZM173 63H172V64H173ZM200 63H201V62H200ZM49 64H50V62H49ZM52 64H50V67H51ZM57 64H58V63H57ZM62 64H63V62H62ZM64 64H66V63H64ZM64 64H63V65H64ZM72 64H71V65H72ZM93 64H96V61H94ZM100 64H99V65H100ZM110 64H111V63H110ZM115 64H116V63H115ZM115 64H114V65H115ZM141 64H142V63H141ZM157 64H158V63H157ZM157 64H155V65H157ZM177 64H178V63H177ZM177 64H176V67L179 66V65H177ZM262 64H261V65H262ZM41 65L43 66L44 64H41ZM47 65H48V64H47ZM47 65H46V66H47ZM53 65H52V66H53ZM55 65H56V64H55ZM90 65H91V64H90ZM125 65H126V63H125ZM134 65H135V64H134ZM137 65H138V64H137ZM137 65H136V66H137ZM212 65H213V64H212ZM215 65H216V64H215ZM223 65H224V64H222L221 66H223ZM257 65H258V64H257ZM37 66H38V65H37ZM42 66H41L40 68H42V70H43V67H42ZM46 66H45V67H46ZM59 66H60V65H59ZM64 66H66V65H64ZM64 66H63V67H64ZM75 66H76V65H75ZM78 66H77V67H78ZM86 66H85V68H86ZM118 66L120 67V68H119L120 70L123 69V67H121L119 64H118V65H115V66H111V67L114 69V72H115V68H117ZM173 66H175V65L173 64ZM182 66H183V64L181 65V67H182ZM197 66H198V65H197ZM199 66H200V65H199ZM199 66H198V68H199ZM205 66H206V65H205ZM246 66H247V64H246ZM248 66H249V65H248ZM259 66H260V64H259ZM259 66H258V67H259ZM262 66H263V65H262ZM45 67H44V70L42 71L43 73H45L44 71L47 70V68H50V67H47V68H45ZM91 67H94V65H92ZM114 67H115V68H114ZM142 67H145V66H142ZM142 67H141V68H142ZM209 67H210V66H209ZM214 67H216V66H214ZM54 68H55V67H54ZM87 68H88V67H87ZM87 68H86V70H88L90 67H89L88 69H87ZM112 68H111V69H112ZM121 68H122V69H121ZM133 68H134V67H133ZM145 68H146V67H145ZM204 68H205V67H204ZM249 68H250V66H249ZM249 68H248V69H249ZM263 68H264V67H262V69H263ZM50 69H52V67H51ZM69 69H71V73H70L69 75H67V74L70 72ZM78 69H79V67H78ZM90 69H91V68H90ZM119 69H118V73H119V74H120V72H122V75L125 74V76H124V75H123V76L120 75V76H122V78H123V77L125 78V77L127 76V79H128V75H129V74L127 75V71H126L125 73H124L123 71H120V72H119ZM142 69H143V68H142ZM155 69H156V68H155ZM238 69H240V68H238ZM250 69H251V68H250ZM48 70H49V69H48ZM56 70H57V69H56ZM56 70H55V71H56ZM53 71H54V69H53ZM72 71H73V72H72ZM91 71H93V68L91 69ZM107 71H108V70H107V68H106V73H107ZM130 71H131V70H130ZM130 71H128V73H130ZM238 71H239V70H238ZM259 71H261V70H259ZM62 72H63V73H62ZM76 72H77V71H76ZM78 72H79V71H78ZM78 72H77V73H78ZM95 72H96V71H95ZM138 72H139V71H138ZM158 72H159V71H158ZM158 72H157V73L155 72V74H158ZM240 72H241V71H240ZM240 72H238V74H239ZM52 73H53V72H52ZM54 73H55V72H54ZM64 73H66V74H64ZM96 73H97V72H96ZM101 73H104V72H101ZM109 73H110V72H108L107 75H106V74H104V75L110 77V76H109ZM118 73L116 72V74H118ZM133 73H134V72H133ZM159 73H160V72H159ZM177 73H178V72H177ZM252 73H253V72L251 71L250 74H252ZM14 74L17 75L16 73H14ZM14 74H12L11 77H12ZM49 74H50V73H49ZM60 74H62V76H63V74H64V76L62 77ZM79 74H80V72H79ZM130 74H131V73H130ZM254 74L256 75V73H254ZM262 74H263V72H262ZM15 75L12 77L13 80H14V78H15ZM37 75H38V74H37ZM45 75H48V74H45ZM81 75H82V74H81ZM102 75H103V74H102ZM102 75H101V76H102ZM110 75H111V74H110ZM131 75H132V74H131ZM133 75H134V74H133ZM248 75H249V74H248ZM257 75H258V77L260 76L259 73H258ZM52 76H53V75H52ZM65 76H66V77H65ZM75 76H76V74H75ZM82 76H83V75H82ZM105 76H103V77H105ZM137 76H138V75H137ZM182 76H183V75H182ZM184 76H185L186 79H187V77H188L187 80L191 79L190 75H184ZM232 76H233V75H232ZM236 76H237V75H236ZM238 76H239V75H238ZM251 76H252V75H251ZM9 77H10V76H9ZM9 77H8V78H9ZM11 77H10V79H11ZM67 77H68L69 80H67V81L64 80V79H66ZM72 77H73L74 79H73ZM141 77H142V76H141ZM151 77H152V76H151ZM189 77H190V78H189ZM248 77H249V80L252 79V78H250V75H249ZM255 77H257V76H255ZM6 78H7V77H6ZM46 78H48V76H46ZM50 78H51V75H50V77H49V80H50ZM124 78H123V80H125V81H122V79H121V81L125 83V86L123 85V83H120V82H121L120 80H118V79H116V80H118V82L120 83V85L122 84V86H124L125 89H126V88H128V87H126V85H127V84H126V83H127L126 80H127V79H124ZM129 78H131V77L129 76ZM173 78H174V76H173ZM177 78H179L178 80H180L182 77L180 78V76H179V77L177 76V77L174 78V79H177ZM244 78H245V77H244ZM15 79H16V78H15ZM58 79H56L57 83H58ZM81 79H82L83 82H84L86 78L84 79V77H83V78H81ZM103 79H104V78H103ZM140 79H141V78H140ZM140 79H137V78H136V80H140ZM146 79H147V78H146ZM174 79H172V85H173V86H177V85H175V84H177V80H176V83L173 84ZM183 79H184V77H183ZM183 79H182V80H183ZM6 80H7V79H5V81H6ZM8 80H9V79H8ZM8 80H7V82H5V83H7V85L9 84L10 86H9V85H8L9 87H8V86H4V89H3V90L7 91V92H8L7 94H9V93L11 92L10 90L15 91V93H10L9 95H7V97H10V95L12 94L11 96L15 97V94H16V92H17V90H18V89L16 90V88H18V87H16L17 85H14L13 82H12V84H11V83H8ZM36 80H37V79H36ZM45 80H46V79H45ZM47 80H48V79H47ZM49 80H48V81H49ZM62 80H63V81H62ZM74 80H76V81H74ZM78 80H79V81H78ZM104 80H105V79H104ZM104 80H103V82H104ZM107 80L111 81V78H110V79L106 78V81H107ZM116 80H113V82L115 81V83H116V82H117ZM142 80H143V79H142ZM142 80H141V81H142ZM152 80H153V79H152ZM184 80H185V79H184ZM187 80H185V82H186ZM257 80H259V78H258ZM11 81H12V80H11ZM16 81H17V80H15L14 82H16ZM18 81L20 82V80H18ZM37 81H38V80H37ZM37 81H36V82H37ZM70 81H71V82H70ZM109 81H107V83H110ZM144 81H145V80H144ZM146 81L148 82V80H146ZM189 81H191V82H190V85H192V81H193V79H191V80H189ZM200 81H201V79H200ZM253 81H254V80H253ZM253 81H251L252 84H250V85H252V87H253V85H254ZM50 82H51V81H50ZM52 82H53V81H52ZM60 82H59V83H60ZM72 82H73V83H72ZM83 82H81V83L83 84ZM103 82H102V83H103ZM137 82H138V81H137ZM180 82H182V81L180 80ZM187 82H188V81H187ZM193 82H194V81H193ZM246 82H247V81H246ZM246 82H245V83H246ZM249 82H250V81H249ZM254 82H255V81H254ZM16 83H17V82H16ZM44 83H45V82H44ZM54 83H55V82H53V84H54ZM57 83H56V85H57ZM70 83H72V84H70ZM85 83H86V82H84V84H85ZM102 83H101L100 85H102ZM104 83H106V82H104ZM107 83H106V84H107ZM140 83H141V82H138L139 85H140ZM156 83H157V82H156ZM183 83H184V82H183ZM195 83H196V82H195ZM195 83L193 84V87H192V88L194 89V87L197 86L198 88L196 87V90L200 91V90H199V86H198V85H195ZM255 83H257V82H255ZM261 83H262V82L260 81V84H261ZM51 84H52V83H51ZM51 84H48V85L50 86ZM68 84H70V86H69ZM82 84H81V85H82ZM84 84H83V85H84ZM88 84H89V82H88ZM92 84H93V83H92ZM141 84H142V83H141ZM143 84H144V83H143ZM147 84H149V86L151 85L150 82L147 83ZM147 84H145V86H146ZM180 84H182V83H180ZM258 84H259V83H258ZM260 84H259V85H260ZM12 85L15 86V87H13ZM95 85H96V84H95ZM95 85H93V87H94ZM100 85L98 84V86H100ZM178 85H179V83H178ZM183 85H184V84H183ZM187 85H189V82L187 83ZM190 85H189V86H190ZM256 85H257V84H256ZM256 85H255V86H256ZM0 86H1V85H0ZM19 86H22V85L19 84ZM51 86H52V85H51ZM51 86H50V89L53 90V88H51ZM54 86H55V85H54ZM57 86H58V85H57ZM86 86H88L87 83H86ZM90 86H91V84H90ZM98 86L96 85V87H94V88H95V91L97 90L96 88H98ZM114 86H115V85H113V87H114ZM147 86H148V85H147ZM147 86H146V87H147ZM152 86H153V85H151V86L149 87V89L151 88V90H148V87H147V88H146V87L144 88L143 85H142V87L145 89L144 91L147 90V93L149 92L148 94H150V93L153 92V91H152V88H153ZM189 86H188V87H189ZM226 86H227V85H226ZM245 86H246V85H245ZM255 86H254V87H255ZM262 86H263V84H262ZM5 87H6L9 91H8ZM77 87H78V89H77ZM101 87H102V86H101ZM124 87H119L120 89L122 88L121 91H122L123 94H124L125 91H126L125 89H123ZM181 87H183V86H181ZM185 87H186V86H185ZM246 87H247V86H246ZM259 87H260V86L257 87V90L260 89ZM10 88H12V89H10ZM37 88H38V87H37ZM119 88H117V89H119ZM179 88H180V87H179ZM216 88H217V87H216ZM244 88H245V87H244ZM255 88H256V87H255ZM0 89H1V88H0ZM76 89H77V90H76ZM154 89H155V88H153V90H154ZM157 89H158V88H157ZM174 89L176 90V89H178V88H177V87H176V88L174 87ZM174 89H173V90H174ZM185 89H186V88H185ZM193 89H192V90H193ZM22 90H23V89H22ZM39 90H40V88H39ZM48 90H49V89H48ZM52 90H51V92H52ZM88 90H89V89H88ZM123 90H124V92H123ZM129 90H130V89H129ZM168 90H169V89H168ZM186 90L188 91V89H186ZM190 90H191V88H190ZM244 90H245V89H244ZM23 91H27V90H23ZM23 91H22V92H23ZM49 91H50V90H49ZM60 91H62V92H64V93H60ZM82 91H83V92H82ZM82 91H81L82 93H80V95L75 96V97H79L78 99H80L81 97L84 99L85 96L87 97V95L85 94L86 91H85V92H84V90H82ZM95 91H94V94H96ZM132 91H133V90H132ZM179 91H180V90H179ZM179 91H178V92H179ZM183 91H184V89H183ZM183 91H182V92H183ZM254 91H255V90H254ZM57 92H58V95L60 94V96L57 95ZM75 92H76V93H75ZM90 92H91V91H90ZM126 92H127V91H126ZM169 92L171 93V92H172V89L169 90V91H167V93H169ZM182 92H181V91L179 92L180 95L182 94ZM189 92H190V91H189ZM257 92H258V91H257ZM18 93H19V94H18ZM27 93H28V92H27ZM69 93H71V94H69ZM77 93H78V94H77ZM87 93H88V92H87ZM127 93H128V92H127ZM147 93H145V94H147ZM154 93H155V91H154L153 94H152L153 97L150 96L153 100H154ZM170 93H169V95H170ZM176 93H177V90H176ZM186 93H187V92H186ZM186 93H184V94L187 95ZM2 94H3V93H2ZM17 94H18V95L21 94L19 90H18ZM17 94H16V99H17V101L19 100V103H17V102H16V103L19 104L21 107H23V105H21L23 101L20 102V99H22V98H21L22 95H21V97L19 96L20 98L18 99V98H17V97H18ZM28 94H29V93H28ZM28 94L25 93V94H24L25 97L28 96ZM40 94H42V93L40 92ZM52 94L54 95V93H52ZM52 94H51V95H52ZM94 94H93V92H92V95H94ZM106 94H109V92L106 93ZM184 94H182V95H184ZM194 94H195V92H194ZM24 95H23V98H24ZM29 95H30V94H29ZM37 95H38V94H37ZM51 95H50L49 97H51ZM56 95H57V96H56ZM67 95H68V96H67ZM81 95H82V96H81ZM83 95H85V96L83 97ZM125 95H126V94H125ZM169 95H167V96H169ZM178 95H179V94H177V96H176V94H175L176 98H173V100H176V101H177V97H178ZM180 95H179V96H180ZM182 95H181V96H182ZM185 95H184V96H185ZM200 95H202V94H200ZM211 95H212V94H211ZM5 96H6V95H5ZM30 96H31V95H30ZM30 96H28V98H29V99L33 98V101H32L31 104L29 103V106H31V105L33 104L32 108L38 110V111H35V112H36L35 114H36V116H37V112H41V110H42L43 108H45V107H43L44 105L42 104V109H41V108H40L41 105H39V103H36L37 101H35V98H34V97L31 96V98H30ZM88 96H89V95H88ZM107 96H108V95H107ZM126 96H128V95H126ZM129 96H130V95H129ZM195 96H196V95H195ZM7 97H6V98H7ZM55 97H54V98H55ZM59 97H60V98H59ZM66 97H65V99H66ZM119 97H120V96H119ZM121 97H122V96H121ZM130 97L132 98V96H130ZM173 97H174V96H173ZM186 97H187V96H186ZM186 97H185V98H186ZM192 97H194V96H192ZM192 97H189V96H188V98H192ZM196 97H197V96H196ZM198 97H200V96H198ZM214 97H215V96H214ZM28 98H27V99H28ZM52 98H53V97H52ZM68 98L65 100L66 102H68V100H69V101H70L69 103H74L73 101H71V99L73 100L72 96H71L69 99H68ZM102 98H103V97H102ZM102 98H101V100H102ZM202 98H203V97H202ZM202 98H201V99H202ZM13 99H14V98H13ZM13 99H9V101H10V100L12 101ZM16 99H15V100H16ZM55 99H57V98H55ZM86 99H87V98H86ZM88 99H90V98L88 97ZM103 99H104V98H103ZM181 99H182V98H181ZM181 99H180V101H181V102L184 101V103L186 104V101H185L186 99H185V100H183V99L181 100ZM193 99H195V97H194ZM196 99H197V98H196ZM201 99L199 98L198 100L200 101ZM0 100H1V99H0ZM22 100H23V99H22ZM31 100H32V99H31ZM62 100H64V98L61 99L60 103H58V102H56V103H58V104H62V103H61ZM80 100H81V99H80ZM84 100H85V99H84ZM101 100H99V101L101 102ZM104 100H106V99H104ZM144 100H145V99H144ZM164 100H165V99H164ZM173 100H171V98H170V100H168V101H170V102H168V101L165 100V103H166V104L163 103L164 101L161 102L162 105H163L162 108H164V107H169V106L171 105V104H169V103H171V102L173 103V102H174ZM198 100H196V101L193 100V101H194V102H197ZM202 100H203V102H206L204 98H203ZM202 100H201V101H202ZM34 101H35V102H34ZM77 101H79V100H77ZM99 101H98V102H99ZM108 101H109V99H108ZM110 101H111V100H110ZM148 101H149V100H147L146 102L143 101V103H146V105H147V104H149ZM176 101H175V102H176ZM178 101H179V100H178ZM178 101H177V103H180V102H178ZM189 101H191V100H189ZM6 102H7V103H6V106H7L8 108H11L10 110L12 111V113H11V111L9 112L8 116H9V115H12V116H13L15 113H20V114H21V110H19L20 112H17L18 109H21V107H20V108L17 107L18 109H17V111L15 112V110H14L13 107H12V105H10V102L8 103V99L6 100ZM14 102H15V101H14ZM28 102H30V101H28ZM81 102H82V100H81ZM83 102H84V103H83ZM83 102H82L81 104H85V103H87L86 100L83 101ZM100 102H99V103H100ZM106 102H107V100H106ZM130 102H133V100L130 101ZM140 102H141V100H140ZM147 102H148V103H147ZM150 102H151V100H150ZM152 102H153V101H152ZM167 102H168V105H167ZM3 103H4V102H3ZM16 103H14V104H16ZM20 103H21V104H20ZM23 103H25V99H24V102H23ZM34 103H35V104H34ZM63 103H64V104H62V105H65V102H64V101H63ZM115 103H116V102H115ZM143 103L141 102V103L139 104V106H138V109H136V111H138L139 116H140V113H139V112L141 111L140 106L142 107ZM161 103H160V104H161ZM184 103H181L180 105L183 107L182 104H184ZM188 103H189V102H188ZM191 103H193V102H191ZM4 104H5V103H4ZM7 104H9L10 106L7 105ZM17 104H16V105H17ZM26 104H27V103H26ZM37 104L39 105V108H37V107H38ZM81 104H80V105H81ZM88 104H89V103H88ZM105 104H106V103H105ZM108 104H110V102H109ZM132 104H133V103H132ZM152 104H153V103L149 104V106H150V105H151V107L153 106V108L150 107V109H154V105H152ZM164 104H165V105H164ZM173 104H174V103H173ZM175 104H176V103H175ZM175 104H174V105H175ZM202 104H203V103H202ZM207 104H208V103H207ZM207 104H206V106L209 105V104H208V105H207ZM214 104H215V103H214ZM214 104H213V105H214ZM217 104H219V103H216V105H217ZM80 105H79V106H80ZM86 105H87V104H86ZM86 105H82V106H86ZM101 105H102V104H101ZM111 105H114V104H111ZM115 105H116V104H115ZM144 105H145V104H144ZM146 105H145V107H146ZM166 105H167V106H166ZM174 105H172V106L174 107ZM178 105H179V104H178ZM192 105H193V104H192ZM198 105H199V104H197V106H198ZM211 105H212V104H210V106H211ZM213 105H212V106H213ZM29 106H28V109H29ZM34 106H35L36 108H34ZM58 106H60V105H58ZM67 106H68V105H67ZM102 106H105V105L103 104ZM159 106H161V105H159ZM176 106H177V105H176ZM176 106H175V107H176ZM184 106H185V105H184ZM188 106H189V104H188ZM188 106H187V104H186V107H188ZM195 106H196V105H195ZM195 106H194V107H195ZM200 106H202V105H200ZM200 106H199V107H200ZM4 107H5V106H4ZM4 107H3V110L6 108V107H5V108H4ZM24 107H25V106H24ZM65 107H66V106H65ZM80 107H81V106H80ZM99 107H100V106H99ZM109 107H111V106H109ZM143 107H144V106H143ZM143 107H142V108H143ZM182 107H181V109H182ZM186 107H185V108H186ZM208 107H209V106H208ZM208 107H207V109H208V111H209V109H211V107H209V108H208ZM214 107H215V106H214ZM226 107H227V106H226ZM25 108H26V107H25ZM32 108H30L29 110H31ZM46 108H47V107H46ZM84 108H85V107H84ZM107 108H108V105H107ZM111 108H112V107H111ZM111 108H109V109H111ZM147 108H148V107H147ZM147 108H145V109L143 108V110L145 111V113L141 112L142 115L144 114V115H143V119H144V116L147 115V114H146V112H147V110H148ZM188 108H191V106L188 107ZM203 108H204V107H203ZM223 108H224V107H222V109H220V111L224 110ZM1 109H2V106H1ZM28 109L26 108V110H28ZM39 109H41V110H39ZM73 109H74V111H75V108H73ZM82 109H83V108H82ZM85 109H86V108H85ZM139 109H140V111H139ZM146 109H147V110H146ZM150 109H149V110H150ZM170 109H171V107H170ZM178 109H179V108H178ZM200 109H201V107H200ZM207 109L205 108V110H206L205 112H207ZM213 109H215V108H213ZM217 109H218V107H217ZM232 109H233V108H232ZM238 109H239V108H238ZM3 110H1V111H3ZM22 110L24 111V108H22ZM29 110H28V111H29ZM70 110H72V109H70ZM149 110H148V111H149ZM163 110L165 111L164 114H165V116H166V114H167V112H168V111H166V110H169V109L164 108ZM163 110L160 109L161 112H160V111H159V112L162 113V112H164ZM171 110H172V109H171ZM171 110H170V111H171ZM173 110H176V108H174ZM179 110H180V109H179ZM195 110H196V109H195ZM215 110H216V109H215ZM215 110H214L213 112L216 114V111H215ZM218 110H219V109H218ZM227 110H228V109H227ZM1 111H0V112H1ZM23 111H22V114L24 115L26 111H25L24 113H23ZM43 111H45V110H43ZM43 111H42V112H43ZM46 111H49V112L47 113V114H49V115L45 116L46 114H45V115L43 114V115H44L43 117H48V116L53 117V116L51 115V114H53L51 110H49V109L47 108ZM46 111H45V112H46ZM50 111H51V113H50ZM68 111H69V110H68ZM81 111L83 112V110H81ZM84 111H85V110H84ZM130 111H131V110H130ZM153 111H154V110H153ZM184 111H185V110H184ZM188 111H189V110H188ZM190 111H191V109H190ZM198 111H199V109H198ZM202 111H203V113L205 114L204 110H202ZM211 111H212V110H211ZM232 111H233V110H232ZM4 112H5V110H4ZM29 112H30V111H29ZM31 112H33V111H31ZM31 112H30V113H31ZM42 112H41V113H42ZM69 112H70V111H69ZM72 112H73V111H72ZM75 112H78V111L76 110ZM82 112H79V113H82ZM128 112H129V111H128ZM128 112H127V113H128ZM131 112H132V113H131ZM131 112H129V115H132L133 112L136 113V115H137V112H135V111H131ZM173 112H174V111H173ZM173 112H172V113H173ZM176 112H177V110H176ZM179 112H180V111H179ZM182 112H183V110H182ZM192 112H193V111H192ZM199 112H200V111H199ZM223 112H224V111H222L221 115L223 114ZM7 113H8V111H7ZM13 113H14V114H13ZM27 113H28V112H27ZM43 113H44V112H43ZM70 113H71V112H70ZM79 113H78V114H79ZM147 113H148V112H147ZM150 113H151V111H150ZM160 113H158V114L164 116V114H160ZM172 113H171V114H172ZM189 113H190V112H189ZM189 113H188V114H189ZM210 113H211V112H210ZM217 113H218V112H217ZM224 113H225V112H224ZM227 113H228V111H227ZM227 113H225V114H227ZM229 113H230V111H229ZM229 113H228V114H229ZM0 114H1V115H0L1 118H2L3 115H5V113L3 114V112L0 113ZM2 114H3V115H2ZM38 114H39V113H38ZM103 114H104V113H103ZM148 114H149V113H148ZM168 114H170V112H169ZM176 114H177V113H176ZM176 114H175V116L177 117ZM197 114H198V112H197ZM212 114H213V113H212ZM215 114H214V115H215ZM225 114H223V116H224ZM231 114L233 115V112H232ZM6 115H7V114H6ZM6 115H5V116H6ZM15 115H16V114H15ZM25 115H26V114H25ZM28 115H29V114H28ZM39 115H40V114H39ZM69 115H70V114H69ZM72 115H73V114H72ZM72 115H71V116H72ZM106 115H108V113L105 114V115H103V116H106ZM134 115H135V114H134ZM134 115L131 116L130 121H129V122H130V125L133 126V127H132L133 129L131 128V126H128V129L126 130V132H127V133L129 132V134H130L131 132H133V131H128V130H129V127H130V130H135V133H136V135H137L136 137H137L138 140L141 139V138H142V139H146V137H147L146 141H144L145 143L142 142V141H143L142 139H141L140 141L143 143V144H142L143 147H144V145H145L144 148H146V147L148 148V147H149V148L146 149V150H149L150 155H149V156H147L146 154H143V155H145L146 158L149 157L148 160H151V161H152V158H153V156H154V154H153V156H152V153H154V152L156 153V151H153L154 148H155V150H156V149H159V148H156L157 141L154 143L153 140H148V139H150V138H152V137H153V139H154V138H156V137H158V136H155V134H154L155 137H154V136L151 137V134L154 133V132H153V130L151 129L152 132L150 133L149 128H153V129H154V128H155L154 126H156V125H154V123H152L153 125L150 127V126H149V123H148V125H147V124H146V125L149 126V128H148L147 126H145V127H146V128H145V127H144L145 124L141 123V122L143 121V119H142V121H141V119H140V117H139V119H140V122H139L140 125H139V123H137L136 120H134V122H136L138 126H141L142 128H141V127L139 128L138 126H136V127H138L139 129H142V130L139 131L138 128H137V130H136V127H135L136 124L134 125V123H133V124L131 123L132 119H136V118H137V117L134 116ZM149 115H150V114H149ZM173 115H174V114H173ZM178 115H179V114H178ZM235 115H236V114H235ZM237 115H238V113H237ZM5 116L3 117V119L7 118V116H6V117H5ZM12 116L10 117L11 119H12ZM17 116H19V115L17 114L16 117H17ZM21 116H22V115H21ZM33 116H34V113H33ZM36 116H35V117H36ZM40 116H41V115H40ZM71 116H70V117H71ZM80 116H81V114H80ZM100 116L103 117L102 115H100ZM133 116H134V118H133ZM137 116H138V115H137ZM162 116H161L162 119L160 118L161 120H160V119H158V120H160V121H167V120H169V121H170V122H169V125H170L171 120H173L172 118H173L174 116L172 117V115H171V116H168V115H167V116L165 117V119H163ZM190 116H191V114H190ZM205 116H206V115H205ZM223 116H222V117H223ZM14 117H15V116H14ZM14 117H13V119H14ZM28 117H29V116H28ZM28 117H27V119H28ZM51 117L49 118V121H50V126H52V127L48 126V128L50 127V128H53V129H54V128L57 126V123L55 122V120H54L53 118H52V120H50ZM54 117H55V116H54ZM106 117H107V116H106ZM135 117H136V118H135ZM169 117L171 118V120L169 119ZM176 117H175V118H176ZM181 117H182V116H181ZM186 117H189V116H186ZM196 117H198V116L196 115ZM203 117H204V116H203ZM211 117H212V118H215V117L212 116V115H211ZM211 117H210V118H211ZM218 117H219V116H218ZM218 117H216V118H218ZM8 118H9V117H8ZM17 118H18V117H17ZM41 118H42V117H41ZM107 118H108V117H107ZM127 118H128V117H127ZM127 118H126V119H127ZM158 118H159V116H158ZM166 118H168V119H166ZM175 118H174V119H175ZM177 118H178V117H177ZM177 118H176V119H177ZM193 118H194V117H193ZM199 118H200V117H199ZM210 118H209V119H210ZM227 118H228V117H227ZM230 118H231V117H230ZM232 118H233V116H232ZM3 119H2V121H3ZM11 119H10V120H11ZM13 119H12V121H13ZM24 119H25V118H24ZM31 119H32V118H30V121H31ZM46 119H47V118H45V120H46ZM55 119H56V118H55ZM97 119L100 120V118H97ZM137 119H138V118H137ZM139 119H138V121H139ZM146 119H147V116H146ZM181 119H182V118H181ZM184 119H185V118H184ZM200 119H202V118H200ZM206 119H208V118H206ZM218 119L221 120L220 117H219ZM19 120H21V119H18L17 122H20V123H21V121H19ZM25 120H26V119H25ZM37 120H38V119H37ZM39 120H40V119H39ZM45 120L42 119L41 121H42V122H43V121L45 122ZM99 120H98V123H97L96 125L94 124V126H93L91 129L89 128V130H86V131H87V132H93V133L95 134V133L98 131V128H97V127H98V124H99V129H102V128L104 127L105 124H103L102 126H100L101 123H103V121H102L103 119L101 118L100 123H99ZM106 120H107V119H106ZM127 120H128V119H127ZM147 120H149V119H147ZM151 120H153V117L151 118ZM177 120L179 121V120H180V117H179V119H177ZM177 120H176V121H177ZM212 120H213V119H212ZM212 120H211V121H212ZM215 120L217 121V119H215ZM215 120H213V121H215ZM220 120H219V121H220ZM224 120H226V119H224ZM4 121H5V120H4ZM8 121H9V120H8ZM8 121H7V125H9V126L14 122V121H13L12 123L9 122V123H10V124H9ZM15 121H16V120H15ZM26 121H27V120H26ZM26 121H25V122H26ZM49 121H48V119H47L46 123H47V122L49 123ZM52 121L55 122V123H53ZM154 121H155V118H154ZM174 121H175V120H174ZM178 121H177V122H178ZM184 121H185V120H184ZM187 121H188V120H187ZM187 121H186V122H187ZM191 121H193V119H192ZM196 121H197V120H196ZM208 121L210 122V120H208ZM226 121H227V120H226ZM228 121H229V120H228ZM22 122H23V121H22ZM27 122H28V121H27ZM35 122H36V120H35ZM39 122H40V121H39ZM42 122H41V123H42ZM44 122H43V123H44ZM145 122H147V121H145ZM145 122H144V123H145ZM151 122H153V121H151ZM151 122H150V123H151ZM172 122H173V121H172ZM186 122L184 123L183 126L188 127V126H187V123H188V122H187V123H186ZM202 122H203V121H202ZM206 122H207V120H206ZM230 122H231V121H230ZM0 123H1V122H0ZM5 123H6V121L4 122V124H5ZM23 123H24V122H23ZM23 123L21 124V126L25 127V126H26V123H25V126L23 125ZM41 123H39L40 125H39V124H38V125L41 126V127H43V129H46L48 123H47V124H45V123L43 124V123H42V125H41ZM52 123H53V125H52ZM161 123H162V122H161ZM173 123H175V122H173ZM173 123H171V124L174 125V126H177V125H175V124H173ZM194 123H195V122H194ZM197 123H198V121H197ZM216 123H218V122H216ZM142 124H143V126H142ZM176 124H178L179 127L182 126V125H180L179 123H176ZM185 124H186V125H185ZM188 124H189V123H188ZM205 124H206V123H205ZM218 124H219V123H218ZM227 124H228V122H227ZM14 125H16V124H13V127H14ZM18 125H19V124H18ZM27 125H28V124H27ZM34 125L36 126L37 124L35 123ZM38 125H37V126H38ZM43 125H44V126H43ZM48 125H49V124H48ZM128 125H129V124H128ZM191 125H192V123L190 124V126H191ZM196 125H197V124H196ZM196 125H195V126H196ZM202 125H203V124H202ZM222 125H223V124H222ZM5 126H6V124H5ZM35 126H34V127H35ZM37 126H36V129L33 127V128L35 129V130H33V132H32V130H31V128L29 127L30 130H29V129H28V130L30 131L31 136H32V133H34V131L37 130ZM59 126H60V125H59ZM115 126H116V125H115ZM115 126H114V128H116V130H117L119 127L117 128V127H115ZM124 126H125V125H124ZM178 126H177V127H178ZM231 126H232V125H231ZM11 127H12V126H10V128H11ZM13 127H12V128H13ZM17 127H18V126H17ZM41 127H39L40 129L38 130V132L41 131ZM95 127L97 128V131H96V128H95ZM125 127H126V126H125ZM134 127H135V129H134ZM143 127H144V128H143ZM160 127H161V126H160ZM163 127H164V126H163ZM177 127H174V128H177ZM186 127H185V128H186ZM197 127H198V126H197ZM225 127H227V126H225ZM225 127H223V128H225ZM228 127H229V126H228ZM10 128H9V129H10ZM19 128H20V127H19ZM19 128H18V129H19ZM26 128H27V127H26ZM48 128H47V129H48ZM50 128H49V130H51ZM93 128H95L94 130H95L96 132L93 130ZM112 128H113V127H112ZM112 128H111V129H112ZM165 128H166V127H165ZM188 128H189V127H188ZM193 128H194V124H193ZM205 128H206V127H205ZM9 129H8V131L10 132V135H12L13 132H11ZM13 129H15V127H14ZM147 129H148V130H147ZM196 129H197V128H196ZM206 129L208 130V128H206ZM215 129L217 130L218 128H215ZM1 130H2V129H1ZM23 130H24V131H23ZM23 130H22V131L25 133V132H26L25 129H23ZM55 130H56V128H55ZM55 130H54V132H56V131L59 130V129H57L56 131H55ZM90 130H91V131H90ZM121 130H122V128H121ZM121 130H120V131H121ZM123 130H125V128H124ZM123 130H122V131H123ZM145 130H146V132H145ZM154 130H156V129H154ZM159 130H160V129H159ZM173 130H174V129H173ZM186 130H188V129H186ZM191 130H193V129H191ZM191 130L189 129V131H191ZM216 130H215V131H216ZM230 130L232 131V128H231ZM230 130H226V131H228V133H232L233 131L230 132ZM2 131H3V130H2ZM2 131H1V132H2ZM17 131H18V130H17ZM20 131H21V130H20ZM47 131H48V130H47ZM52 131H53V130H52ZM114 131H115V130H114ZM118 131H119V129H118ZM138 131H139L140 133L142 132L141 134H145V135H144V136L141 135L140 133H138ZM162 131L164 132V129H163V128L160 130V133H161ZM210 131H212V130H210ZM215 131H214V132H215ZM14 132H15V130H14ZM43 132H44V130H42L40 133H43ZM59 132H60V131H59ZM76 132H77V131H76ZM126 132L123 131V134L126 133ZM212 132H213V131H212ZM223 132H224V130L222 129V133H223ZM15 133H16V132H15ZM15 133H14V134H15ZM20 133H22V132H20ZM20 133H19V137L21 136ZM24 133H23V134H24ZM27 133H28V132H27ZM40 133H39V134H40ZM60 133H61V132H60ZM71 133L73 134V132H71ZM116 133L118 134L119 132H116ZM127 133H126L125 135H127ZM137 133H138V134H137ZM149 133H150V135H149ZM160 133H159V131H158V134H160ZM173 133H174V132H172V134H173ZM14 134H13L12 136H14ZM34 134H35V133H34ZM34 134H33V135H34ZM36 134H37V132H36ZM36 134L34 135V137H36L37 135H39V134H37V135H36ZM47 134H48V132H47ZM50 134H51V133H50ZM50 134H49V135H50ZM89 134L92 135V133H89ZM96 134H97V133H96ZM129 134H128V135H129ZM131 134H132V133H131ZM133 134H134V133H133ZM133 134H132V135H133ZM139 134H140V135H139ZM168 134H169V133H168ZM179 134H182V133H179ZM217 134H218V133H217ZM17 135H18V134H17ZM27 135H28V134H27ZM27 135H26V136H27ZM43 135H45V133H44ZM43 135H42V136H43ZM55 135H56V137H57V135H58V131L55 133ZM73 135L75 136V133H74ZM78 135H79V134H78ZM78 135H77V136H78ZM121 135H122V134H121ZM125 135H122V136H121V139H120L121 141H117L118 139H117V138H114L115 140L117 139V140H116L117 143H116V141H114V140H112V141L109 142V143H111V145H112L113 143H115V147L113 148V149H115V150H112V148L110 147V148H111L110 151H112V155L115 153V156H116V157H115V156L113 157L112 155H110V157H111L110 159L117 158V157H118V156H117L118 154L116 155V153H117L118 151H120L121 153H122V151H123V153H125L124 151L126 150L127 153H128V154L130 153L129 155H131V156L133 155V154H131V152H132V151H133L132 153L135 152L136 149L133 148L134 143L132 142L133 140H135L134 137H133L134 139L131 140L132 144L129 143V144L132 145V148H133L134 150H132L131 145H129L130 148L128 149V145H127L128 143H126L127 148H126V149L123 148L124 150L122 149V147H126L125 144H124V145H120V146H122V147H119V144H118V143L122 144L124 141H126V142H127V141H130V140L128 139V137H126L127 140L125 139V140L123 141V139H124L123 137H125ZM132 135H131V136H132ZM152 135H153V134H152ZM226 135H227V134H226ZM226 135H224V136H226ZM229 135H230V134H229ZM231 135H232V134H231ZM231 135H230V136H231ZM39 136H40V135H39ZM39 136H38V138H39ZM42 136H41V137H42ZM52 136H53V135H52ZM77 136H75V137H77ZM79 136H80V135H79ZM92 136H93V135H92ZM94 136H95V138H96V135H94ZM129 136H130V135H129ZM133 136H135V134H134ZM138 136H140V137L138 138ZM142 136L145 137V138H143ZM173 136H174L175 138L177 137V135L175 136L174 134H173ZM173 136H172V138H174ZM222 136H223V135H222ZM232 136H233V135H232ZM9 137H10V136H9ZM41 137H40V139H42ZM43 137H44V139H45L46 135L43 136ZM48 137H49V136H48ZM58 137H59V135H58ZM60 137H61V136H60ZM60 137H59V138H60ZM104 137H105V136H104ZM107 137H108V136H107ZM115 137H117V135H116ZM119 137H120V136H119ZM148 137H149V138H148ZM160 137H161V136H160ZM160 137H159V138H160ZM179 137H181V135H180ZM226 137H227V136H226ZM11 138H12V137H11ZM32 138H33V136H32ZM46 138H47V137H46ZM50 138H51V137H50ZM53 138L56 139L55 136H54ZM77 138H78V137H77ZM122 138H123V139H122ZM129 138L132 139L131 137H129ZM188 138H190V137H188ZM197 138H198V137H196L195 139L197 140ZM14 139H15V138H14ZM35 139H36V138H35ZM54 139H52V140H54ZM57 139H58V138H57ZM78 139H79V138H78ZM78 139L76 140V138H75L76 143H77L78 141L81 140V139H79V140H78ZM137 139H136V141H137V143H138V140H137ZM157 139H158V138H157ZM161 139H162V138H160V141H161ZM180 139H181V138H180ZM220 139H221V138H220ZM22 140H23V138H22ZM24 140H26V138H25ZM30 140L33 141L32 139H30ZM42 140H43V139H42ZM47 140H48V139H47ZM52 140H49V141L47 142V144H48V143H52V142H53ZM154 140H155V139H154ZM193 140H194V139H193ZM199 140H203V139L201 138V139H199ZM199 140H198V141H199ZM27 141H29V139L26 140L24 143H26ZM38 141H39V140H37V142H38ZM50 141H51V142H50ZM113 141H114V142H113ZM136 141H134V142H136ZM150 141H151V142L153 141L152 144H151V143L149 144ZM160 141H159V142H160ZM165 141H166V140H165ZM175 141L179 142V140H177V139H175ZM34 142H35V141H34ZM34 142H33V143H34ZM42 142L44 143V141H41V143H42ZM54 142H55V140H54ZM60 142H61V141H60ZM80 142H81V141H80ZM80 142H79V145H82V144H83L84 146H85V143H87L86 141H85V143H83V141H82V144H81ZM121 142H122V143H121ZM141 142H139V144H141ZM162 142H163V141H162ZM199 142H200V143H199V146H200L201 141H199ZM12 143H13V142H12ZM12 143H11V144H12ZM17 143H18V139H17ZM28 143H29V142H28ZM38 143H40V141H39ZM45 143H46V142H45ZM61 143H62V142H61ZM66 143H67V142H66ZM146 143H147L148 145H147ZM197 143H198V142H197ZM211 143H212V142H211ZM211 143H210L209 148L211 147V149H213V146H214V145L211 144ZM18 144H19V143H18ZM18 144H17V145H18ZM116 144H118V145H117L118 147L116 146ZM139 144H136V143H135V146H134V147H137V146L139 147V146H140ZM158 144H159V143H158ZM193 144H194V143H193ZM208 144H209V143H208ZM19 145H20V144H19ZM40 145H41V144H40ZM43 145H44V144H42V146H43ZM52 145H54V146H52ZM52 145L50 144L49 148H51V147H54V148H55L56 143H53ZM57 145H59V142H58ZM66 145H67V144H66ZM66 145H64V142H63V145H61V146L66 147ZM83 145H82V146H83ZM111 145H110V146H111ZM136 145H137V146H136ZM181 145H182V144H181ZM203 145L205 146V143H203ZM13 146H14V145H13ZM23 146H24V145H23ZM42 146H41L42 151L44 152V154H46V152H45V150H43V147H42ZM59 146H60V145H59ZM142 146H140V148H143ZM150 146L152 147L153 150L151 149ZM153 146H154V148H153ZM161 146H162V145H160L159 147H161ZM182 146L186 147L185 144L182 145ZM182 146H179V147H182ZM191 146H193V145H191ZM199 146H198V145H194L195 148H193V149H196V148H198ZM33 147H34V146H33ZM33 147H32V148H33ZM45 147H47V146H45ZM71 147H72V146H71ZM108 147H109V146H108ZM163 147H164V145H163ZM177 147H178V146H177ZM201 147H202V146L199 147V148H200L199 151H201V152L198 151L199 153H203L202 151L204 150V147H202V148H201ZM207 147H208V146H207ZM207 147H205V148L207 149ZM223 147H224V148H228L229 146L226 147V145H225V146H223ZM10 148H11V147H10ZM27 148H29V147L27 146ZM41 148H40V149H41ZM54 148H51V149H54ZM61 148H63V147H61ZM116 148H118V151H116ZM169 148H170V147H169ZM216 148H217V147H215V149H216ZM219 148H221V147H219ZM35 149H36V147H35ZM37 149H39V148L37 147ZM40 149H39L38 151H41ZM51 149H49V150H51ZM56 149H57V148H56ZM56 149L54 150L55 153H56ZM59 149H60V148H59ZM121 149H122V151H121ZM127 149H128V150L131 149V151L128 152ZM137 149H138V148H137ZM161 149H162V147H161ZM161 149H160V150H161ZM187 149H189L188 146H187ZM201 149H202V150H201ZM206 149H205L204 151H206ZM215 149L213 150V154L215 153V157H216V152H218V154H220V152H222V151L219 152V151L217 150L216 152H214ZM217 149H218V148H217ZM228 149H229V148H228ZM27 150H28V149H27ZM27 150H26V151H27ZM33 150H34V148H33ZM140 150H141V149H140ZM140 150L138 149V150H136V151L140 152ZM142 150H143V151L140 152L141 155H142V153H145V150H144V149H142ZM24 151H25V150H23L22 153H24V155H25L26 151H25V152H24ZM28 151H29V150H28ZM35 151H36V150H35ZM42 151H41V152H42ZM113 151H114V152H113ZM152 151H153V152H152ZM170 151H171V150H170ZM208 151H209V150H208ZM211 151H212V150H211ZM31 152H32V151H31ZM36 152H37V151H36ZM51 152H53V151H50V153H51ZM60 152H61V150H60V151L58 150V153H60ZM63 152H64V150H63ZM89 152L91 153V150H89ZM106 152H107V150H106ZM120 152H118V153H120ZM151 152H152V153H151ZM157 152H158V151H157ZM174 152H175V151H174ZM187 152H188V151H187ZM209 152H210V151H209ZM209 152H208V153L205 152V154H210ZM225 152H227V150H225L224 153H225ZM34 153H35V152H34ZM37 153H39V152H37ZM47 153H49V152L47 151ZM58 153H57V154H58ZM78 153H80V152H78ZM78 153H77V154H78ZM104 153H105V152H104ZM121 153H120V154H121ZM123 153H122V155L119 154V157H120V158H121L122 156L124 157V155L128 157V154L126 155V153H125V154L123 155ZM5 154H6V156L9 155V154L6 153V152H5ZM7 154H8V155H7ZM27 154H28V152H27ZM32 154H33V153H32ZM32 154L30 153V155H32ZM40 154H41V155H40ZM40 154H39V156H41L40 160L44 158L42 163H44V160H45V159H46L45 161H47V159H48V161H51V160H49V158H51V157H48V158H47V157H42L44 154H42V153H40ZM60 154H61V153H60ZM186 154H187V153H186ZM218 154H217V155H218ZM225 154H226V153H225ZM227 154H228V153H227ZM227 154H226V155H227ZM30 155H29V156H30ZM33 155H34V154H33ZM35 155H36V153H35ZM35 155H34V158L31 160L32 162L30 161L29 164L27 163L28 160H30L28 157H27L28 160H25V162L27 161L26 163L24 162L23 159H22L23 161L21 160L22 162H24L25 165L27 164V165H28L27 168H28L29 170H30V168H31V169L33 170V172H35V171H34L35 168H36L35 165H37V168H38V166L42 167L45 163H46L45 166H46V165L48 166V164H49V163L47 164V162H45L44 164H42L41 162H39V163H40V164H39V163L37 162L39 165L36 164V158H35V157H37V156H35ZM37 155H38V154H37ZM46 155H47V154H46ZM46 155H45V156H46ZM48 155H49V154H48ZM48 155H47V156H48ZM50 155H51V154H50ZM54 155H55V154H54ZM143 155H142V156H143ZM25 156H26V155H25ZM27 156H28V155H27ZM39 156H38V157H39ZM142 156H141V157H142ZM155 156H156V155H155ZM177 156H178V155H177ZM181 156H182V155H181ZM181 156L179 155V158H180V159L183 158V157H181ZM186 156H187V155H186ZM189 156H190V155H189ZM203 156H205V155H203ZM206 156L209 157V155H206ZM213 156H214V155H213ZM213 156H212V154H211L210 157H213ZM222 156H223V152H222ZM224 156H225V155H224ZM8 157H9V156H8ZM8 157H7V158H8ZM32 157H33V156H32ZM53 157L56 158V156H53ZM84 157H85V156H84ZM102 157H103V156H102ZM108 157H109V156H108ZM127 157H125L126 160H128ZM129 157H130V156H129ZM137 157H138V156H137ZM150 157H151V158H150ZM174 157H175V156H174ZM208 157H207V158H208ZM215 157H214V158H215ZM217 157H218V156H217ZM7 158H6V159H7ZM22 158H25V157H22ZM76 158H77V161H78V162H79V160L81 159L80 156H79V154H78V157H77V155H76ZM76 158H75V156H74V158L72 157V159H76ZM79 158H80V159H79ZM104 158H105V157H104ZM130 158L133 159V156L130 157ZM134 158H135V157H134ZM189 158H193V159H194L195 157L190 156ZM20 159H21V158H20ZM20 159H18V161H19ZM25 159H26V158H25ZM72 159H71V161H73ZM121 159H122L121 162H120V160H118L120 163H124L123 161H126V160H124V158H121ZM132 159H129V161H127V163L125 162L123 165L121 164L122 167H123L122 170H121V172H122L123 175L121 174V172H119V171H120V167H119V166H120V163L117 162V160H115V159H114L115 161H113L114 163H113V166H112V168L114 167V169L106 170L107 173H110V170L113 171V172H111L110 174H111V177H113V178H111V179H113V181H115V183H116V181L118 180V179H117L118 177L123 178V177H125L126 173H127V175L129 174V173L127 172L128 170H125V169H128L129 167H134V166H133L134 163H135V166L137 167V164L141 161V160L139 159V157H138L137 159L135 158V159H136V162H137L138 159H139L138 163H136V162L134 161L135 159H133V161H134V162H133ZM144 159H145V158H144ZM180 159H178V160H180ZM208 159H210V158H208ZM216 159H219V157L216 158ZM11 160H12V159H11ZM33 160L35 161V164H34V165L31 164V163H34ZM37 160H38V158H37ZM40 160H38V161H40ZM53 160H54V159H53ZM53 160H52V161H53ZM57 160H59V158H57ZM148 160H147V161H148ZM153 160H154V158H153ZM182 160H183V159H181V161H182ZM184 160H185V159H184ZM184 160H183V161H184ZM188 160H189V159H188ZM191 160H192V159H191ZM196 160H197V159H196ZM221 160H222V159H221ZM21 161L16 163V165H17L16 168L19 166V163L21 164L19 167H22V168L25 167V165H24V167L22 166L23 164H22ZM54 161H55V160H54ZM81 161H83V160H81ZM130 161H132L133 164L130 163ZM145 161H146V160H145ZM157 161L159 162V160H157ZM166 161H170V160L168 159V160H166ZM181 161H179V167L181 166V165H180V164H181ZM214 161H215V159H214ZM217 161H218V160H217ZM217 161H216V162H217ZM8 162H9V161H8ZM55 162H56V161H55ZM55 162H53V163H55ZM115 162H116L117 167H118L117 169H116V167H115V166H116ZM148 162H150V161H148ZM148 162H147V166H148V164H149ZM155 162H156V161H155ZM184 162H185V161H184ZM198 162H199V161H198ZM210 162H211V161H210ZM53 163H52V164L50 163L51 166L53 165ZM70 163H72V162H70ZM79 163L82 164L83 162H79ZM79 163H78V165H79ZM118 163H119V165H118ZM150 163H151V162H150ZM153 163H154V162H153ZM217 163H218V162H217ZM219 163H220V162H219ZM30 164L32 165V167H31ZM41 164H42V166H41ZM81 164H80V165H81ZM125 164H127V165L130 164V165H128V166L126 165V167H125ZM131 164H132V165H131ZM144 164H145V163H144ZM144 164H143V166H144ZM154 164H155V163H154ZM166 164H168V166L170 167L169 162L166 163ZM176 164H177V163H176ZM176 164H175V166H176ZM182 164H185V163H182ZM197 164H199V167L202 166V165H200V164H202V163H197ZM225 164H226V163H225ZM12 165H13V164H12ZM27 165H26V166H27ZM29 165H30V167H29ZM80 165H79V166H80ZM141 165H142V164H141ZM149 165H150V164H149ZM160 165H161V164H159L158 167H159ZM191 165H192V164H191ZM193 165H194V164H193ZM204 165H206V164H203V166H204ZM220 165H221V164H220ZM223 165H224V163H223ZM226 165H228V164H226ZM47 166H46V167H47ZM51 166H50V167H51ZM104 166H105V169H106L107 164L104 165ZM104 166L102 165V168H103V169L101 168L100 165H99V166L97 165V167L94 166V168H95V169L97 168L98 171L95 170V169H92V170H93L92 173H96V172H97V175H100V171H101V174H102V176H103L104 173L102 172V170H105V169H104ZM108 166H110V165H108ZM145 166H146V165H145ZM13 167H14V166H13ZM19 167H18V169H19L20 171H22V170H21L22 168L20 169ZM43 167H44V166H43ZM50 167L48 166V169H50ZM77 167H78V166H77ZM77 167H76V169H77ZM98 167H100L101 170H100ZM124 167H125V168H124ZM153 167H154V166H153ZM155 167H156V164H155ZM162 167H163V166H162ZM184 167H186V168H184ZM189 167H190V166H189ZM192 167H193V166H192ZM16 168H15V169H16ZM33 168H34V169H33ZM44 168H45V167H44ZM52 168H53V167H52ZM52 168H51L50 170H52ZM109 168H110V167H109ZM147 168H148V167H147ZM147 168H146V169L144 168V169L141 170V171L143 172L144 170H147ZM151 168H152V167H151ZM159 168H160V167H159ZM159 168H156V170L158 171ZM163 168H164V167H163ZM163 168H162V169H163ZM165 168H166V169H165L166 171H169V170H167V169H168V168H167V165H165ZM187 168H188V167H187V164H186L185 166L183 165V170H185V169H187ZM201 168H202V167H201ZM12 169H13V168H12ZM24 169H25V168H24ZM24 169H23V171L21 172V174L25 172L24 175H26L27 178H26V177H22V178H23V179L26 178V179L29 180L30 178H32V177H29V176H31V174L28 173V170H27V169H25V171H24ZM45 169L48 170L47 168H45ZM78 169H79V167H78ZM78 169H77V170H78ZM88 169H89V168H88ZM123 169H124V172H123ZM154 169H155V168H154ZM169 169H170V168H169ZM178 169H179V168L177 167V170H178ZM190 169H191V168H190ZM193 169H194V168H193ZM195 169L197 170V168H195ZM204 169H205V167H204ZM13 170H14V169H13ZM77 170L75 171V173L77 172ZM94 170H95L96 172H94ZM116 170H117L116 173H120V174H121V175H119L118 177L115 175V174H116V173H115ZM139 170H140V169H139ZM172 170H174V169H172ZM196 170H195V171H196ZM210 170H211V168H210ZM9 171H10V173H11V169H10ZM17 171H18V170H17ZM26 171H27V172H26ZM37 171H38V170H37ZM125 171H126V172H125ZM137 171H138V170H137ZM159 171H160V170H159ZM15 172H16V171H13V172L11 173V174L14 173V175H13L14 177H15V175H16ZM39 172H40V171H39ZM104 172H105V171H104ZM142 172H141V173H142ZM154 172H155V171H153L152 175L155 174ZM201 172H202V171H201ZM16 173H17V172H16ZM27 173L30 174V175H27ZM35 173H37V172H35ZM75 173H74V174H75ZM112 173L114 174L113 176H112ZM158 173H159V172H158ZM161 173H163V171H161ZM17 174H19V171H18ZM74 174H73V175H74ZM110 174H109V175H110ZM124 174H125V175H124ZM146 174H147V172H146ZM156 174H157V173H156ZM24 175H23V176H24ZM68 175H70V174H68ZM75 175H76V174H75ZM75 175H74V176H75ZM94 175H95V174H94ZM109 175H108V176H109ZM117 175H118V174H117ZM147 175H148V174H147ZM157 175H158V174H157ZM16 176H17V175H16ZM39 176H41V175L39 174ZM122 176H123V177H122ZM145 176H146V175H144V177H145ZM148 176H149V175H148ZM28 177H29V178H28ZM86 177H87V176H86ZM86 177H85L86 180H84V182H86V181L89 179V180L87 181V183H86V184L88 185V184H90V178H88V177L86 178ZM126 177H127V179L129 180L128 176H126ZM126 177H125V179L123 178V179L121 180L122 182L120 181L121 178L118 180V182L120 181L119 183H121L122 185L119 184V183H117V184L115 185V183H113V182L111 181V179H110V181H111V183H112L113 185H115V186H118V184H119V186H124V184L126 185V182L128 181V180L126 181ZM151 177H152V176H151ZM46 178H47V177H46ZM52 178H53V177H52ZM74 178H75V177H74ZM115 178H116V179H115ZM149 178H150V176H149ZM147 179H148V178H147ZM20 180H21V179H20ZM28 180H27V181H28ZM47 180H49V181L51 182L50 178L47 179ZM70 180H71V179H70ZM91 180H92V179H91ZM106 180H107V181H106L105 183L108 182V179H106ZM124 180H125V181H124ZM148 180H149V179H148ZM155 180H156V179H155ZM49 181L46 182V184H47V185L45 184L46 186L43 184V186H44V187H47V189H46V188H43V189H44V193H45V195H46L45 198H47V195H49L48 198L50 199V194H48V192H49L48 190H49V188H51V186H50L51 183H49ZM92 181H93V180H92ZM92 181H91V183L94 182V181H93V182H92ZM161 181H162V179H161ZM182 181H183V180H182ZM19 182H20V181H19ZM69 182H70V181H69ZM88 182H89V183H88ZM154 182H155V181H154ZM156 182H157V181H156ZM41 183H42V182H41ZM123 183H124V184H123ZM127 183H129V182H127ZM135 183H136V182H135ZM135 183L133 182V184H132V185L134 186V188H136L135 185H137V183H136V184H135ZM158 183H159V182H158ZM48 184H49V185H48ZM95 184H96V181H95ZM101 184H102V183H101ZM130 184H131V183H130ZM153 184H155V183H153ZM87 185H86V187H88ZM90 185H91V184H90ZM103 185H104V184H103ZM103 185H102V186H103ZM128 185H129V184H128ZM132 185H131V186H132ZM7 186H8V188H9V185H7ZM43 186H42V187H43ZM71 186H72V185H71ZM91 186H93V185H91ZM147 186H149V185H147ZM5 187H6V186H5ZM72 187H73V186H72ZM72 187H71V188H72ZM98 187H99V186H98ZM141 187H142V186L138 187V189L141 188ZM89 188H91V187H89ZM89 188H88V190H89ZM96 188H97V187H96ZM100 188H101V187H100ZM132 188H133V187H132ZM43 189L39 191V192H40V195H43V194H44V193H43ZM45 189L48 191L47 193H46V190H45ZM69 189H70V188H69ZM72 189H74V188H72ZM104 189H105V188L103 187V190H104ZM108 189H109V188H108ZM90 190H92V189H90ZM90 190H89V191H90ZM98 190H99V189H98ZM103 190L101 189L102 193H103V192H104V193H103V194H102V193L100 194V195H102V196H100V195L98 194V192H97L98 197H97L96 199H97V201H100V202H97V201L95 200V201L97 202V204H98L97 206L95 205V206H96L95 210L99 209V211H100V210L102 209V207H98V206H102V204H103L104 202L102 203L101 201H103L104 197H105L104 200H106V196H107V195H105V194L108 193V192H110V191H111V192L113 191V190H111V189H109L110 191H108V190H106V191L104 190V191H103ZM128 190H129V188H128ZM139 190H140V189H139ZM41 191H42V192H41ZM68 191H69V190H68ZM72 191H73V192H72L73 194L70 192V196H72V195H74V194L76 195V191H75V192H74V190H72ZM137 191H138V190H137ZM4 192H5V191H4ZM39 192H38V193H39ZM94 192H95V191L92 190V193H94ZM105 192H106V193H105ZM115 192H116V191H115ZM117 192H119L120 194H118ZM117 192H116V193H117L119 196H117V194L115 195L114 192H112V193H110V194H112V196L115 195V196L117 197V199L120 200V202H122V201L124 202V201L127 200V199H126L127 197L125 196L126 198L123 197V199H122V201H121V198H122V195H123V194H121L122 191H121V192H120V191H117ZM124 192H127V194H128V192H130V191H124ZM2 193H3V192H2ZM8 193H9V190H8ZM99 193H100V191H99ZM132 193H133V192H132ZM135 193H136V192H135ZM0 194H1V193H0ZM5 194H6V193H5ZM9 194H10V193H9ZM67 194H69V193L67 192ZM71 194H72V195H71ZM94 194H96V193H94ZM75 195L73 196L74 199H75ZM103 195H104V196H103ZM120 195H121V196H120ZM130 195H131V194H130ZM135 195H136V194H135ZM137 195H138V194H137ZM6 196H7V195H6ZM6 196H4V197H6ZM66 196H67V195H66ZM70 196L68 195L69 198H67V200H66V198H65V202H67L68 199H71V198H72V197H70ZM112 196H111V197H112ZM115 196H113L112 201L116 199ZM123 196H124V195H123ZM95 197H96V195H95ZM95 197H94V198H95ZM99 197H101V198H103V199H101V198H99ZM111 197H110V198H111ZM133 197H134V195H133ZM7 198H8V196H7ZM129 198H130V197H129ZM129 198H128L127 201H129ZM139 198H140V197H139ZM2 199H3V198H2ZM5 199H6V198H5ZM18 199H19V198H18ZM42 199H43V198H42ZM124 199H126V200H124ZM132 199H133V198H132ZM132 199H131V201H132ZM21 200H23V198H22ZM79 200H80V199H79ZM107 200H108V201H111L108 197H107ZM107 200H106V201H107ZM119 200L115 201V202H116L115 205H113L114 203L112 204L111 202L108 203V204L110 205V206H108L109 209H110V207L113 209L114 207H116V205L118 206L117 203L119 202ZM2 201H3V200H2ZM2 201L0 202L1 204H2ZM73 201H74V200H73ZM80 201H81V200H80ZM106 201H105V203H106ZM108 201H107V202H108ZM127 201H126V202H127ZM42 202L44 203L43 200H42ZM70 202H71V201H70ZM74 202H75V201H74ZM74 202H72V203H74ZM81 202H82V201H81ZM96 202H95V203H96ZM123 202H122V204H123ZM129 202H130V201H129ZM132 202H133V201H132ZM134 202H135V201H134ZM140 202H142V201L140 200ZM140 202H139V204H141ZM4 203H5V202H4ZM72 203H69V204H68V202H67L68 206H69L70 204L72 205ZM100 203H101V205H100ZM127 203H128V202H127ZM6 204H8V201H7ZM6 204H5V205H6ZM67 204H66V205H67ZM75 204H77V203L75 202ZM130 204H131V203H130ZM134 204H136V203H134ZM137 204H138V203H137ZM5 205H4V206H5ZM41 205H42V204H41ZM71 205H70V207H71ZM78 205H79V204H78ZM78 205H76V206H78ZM112 205H113V206H112ZM119 205H120V203H119ZM125 205H126V204L124 203V206H125ZM128 205H129V204H128ZM131 205H132V204H131ZM0 206H2V205H0ZM6 206H7V205H6ZM68 206H67V207H68ZM120 206L122 207L123 205H120ZM129 206H130V205H129ZM136 206H137V205H136ZM2 207H3V206H2ZM53 207H54V206H53ZM73 207H74V208H71L72 210H73V209H74V210H75V209H76V210L79 209V208H75L74 205H73ZM134 207H135V206H134ZM4 208H5V207H4ZM103 208H104V207H103ZM68 209H69V211L71 210L69 207H68ZM106 209H107V208H106ZM106 209H105V210H106ZM112 209H111V211H110V214L113 213L112 211H113L114 209H113V210H112ZM119 209H120V208L116 207V210H118V214H117V211H115V210H114V213L117 214V217H116V215H115L116 218H118V217H119V214H120V217H121L120 220H121L122 217H123V216H121V214L123 215V212H124L125 210H123V212H122V211H121L122 208H121V209H120L121 212H120ZM124 209H126V208H124ZM132 209H133V208H132ZM1 210H3V209H1ZM72 210L70 211L71 214L74 213V214L79 215L78 212H77L76 210H75L76 213H75V211H72ZM95 210H94V211H95ZM107 210H108V209H107ZM53 211H54V210H53ZM53 211L51 210V212H53ZM78 211H79V210H78ZM97 211H98V210H97ZM97 211H96V212H97ZM126 211H129V212H130V209L127 208ZM131 211H132V210H131ZM133 211H134V210H133ZM49 212H50V211H49ZM49 212H48V213H49ZM51 212H50V213H51ZM101 212H102V211H101ZM101 212L99 213V215H101V217H102L103 214H101ZM104 212H105V211H104ZM108 212H109V211H108ZM111 212H112V213H111ZM129 212H128V213H129ZM23 213H24V212H23ZM45 213H46V212H45ZM93 213H94V212H93ZM46 214H47V213H46ZM46 214H45L44 218L47 217L48 214H47V215H46ZM51 214H53V213H51ZM74 214H72V215L74 216ZM86 214H87V213H86ZM107 214H109V213H107ZM124 214H126V213H124ZM129 214H131V213H129ZM54 215L57 216V214H54ZM89 215H90V214H89ZM105 216H106V215H105ZM112 216H114V215H112ZM112 216H111V217H112ZM126 216H127V215H126ZM49 217H50V216H49ZM52 217H53V216H52ZM52 217H50V218H52ZM99 217H100V216H99ZM101 217H100V218H101ZM111 217H110V218H111ZM124 217H125V215H124ZM129 217H131V216H129ZM50 218H49V219H48V218L45 219V222H46V220H47V221H48V220L51 221L52 219L50 220ZM54 218H56V217L54 216ZM57 218H58V217H57ZM90 218H92V217H90ZM90 218H89V219L87 218L86 221H89ZM95 218H97V217H93V221H94V220L97 221L98 218H97V219H95ZM102 218H103V217H102ZM107 218H108V217H107ZM11 219H12V218H11ZM22 219H24V218H22ZM103 219H104V218H103ZM105 219H106V218H105ZM105 219H104V222H107ZM127 219H128V218H127ZM132 219H133V217H131V220H132ZM136 219H137V217H136ZM13 220H14V219H13ZM54 220H55V219H54ZM56 220H57V219H56ZM77 220H78V219H77ZM109 220H110V221H109ZM109 220H108V221H109L108 224H110V223H112V221H114V219H113L112 221H111V219H109ZM133 220H134V219H133ZM1 221L3 222L4 220H0V222H1ZM17 221H19V220H16V222H17ZM20 221H21V220H20ZM20 221L18 222L19 224H20ZM22 221H24V220H22ZM22 221H21V222H22ZM90 221H92V219H91ZM90 221H89V222H90ZM99 221H101V220H99ZM128 221H129V220H128ZM16 222H15V220H14V223H13V221H12L11 226H10L9 224H6V225H8V227L2 223V225H4V226H0V228L3 227V229H1V230L4 231V230H5L4 228H6V227H7V228H9V226H10V227H14V229L16 228L15 231L17 232V234H18V233H21L20 235H19V234H18V235H19V236H23V239L25 240V233H23V231H22L20 228H19V230H18V228H17V226H16L18 223H16ZM51 222H52V221H51ZM123 222H124V221H123ZM125 222H127V221H125ZM125 222H124V229H126V228H125ZM52 223H53V222H52ZM52 223L49 224V223L46 222V225H47L46 227H49V226H50V228H48V229H49L48 231H49V232H52L53 230H55V231L52 232V233H54V235H56V234L58 233V232L56 233V231H57V230H56V229H57L56 226H57V225L55 224V227H53ZM55 223H56V222H55ZM60 223H61V222H60ZM92 223H93V222H92ZM113 223H114V222H113ZM0 224H1V223H0ZM15 224H16V225H15ZM19 224H18V226H19ZM53 224H54V223H53ZM90 224H91V223H90ZM101 224H102V223H101ZM104 224H107V223H104ZM117 224H118V223H117ZM12 225H15L16 227H15V226H12ZM20 225H21V224H20ZM43 225H44V224H43ZM51 225H52V227H51ZM94 225H96V224H93V225H91V226L94 228V227H95ZM98 225H99V224H98ZM102 225H103V224H102ZM102 225H101V226H102ZM111 225H112V224H111ZM111 225H110V226L107 225V226H108V227H111ZM37 226H38V225H37ZM44 226H45V225H44ZM99 226H100V225H99ZM103 226H105V225H103ZM105 227H106V226H105ZM122 227H123V226H122ZM52 228H53V229H52ZM55 228H56V229H55ZM120 228H121V226L119 227V229H120ZM9 229H10V231H11V229L13 230V228H9ZM50 229H51V231H50ZM109 229H110V228H109ZM17 230H18V231H17ZM31 230H32V229H31ZM76 230H77V229H76ZM13 231H14V230H13ZM15 231L12 233V235H13L14 233H16ZM21 231H22V232H21ZM32 231H33V230H32ZM45 231H47V230L45 229ZM77 231H78V230H77ZM77 231H75V232L73 233V235H74L75 233L77 234L76 236L74 235L75 237H74L73 235H71L72 237L75 238V244H76L77 240L80 239V235H79V237H78V234H81V233H82V232L80 233V231H78V232H77ZM81 231H82V230H81ZM86 231H87V230H86ZM86 231H85V233H87ZM101 231H102V235L105 234V237L107 236V233H106V232H108L109 234H111V232L106 231V230H101ZM103 231H106V232L103 234ZM114 231H115V230H113L112 233H113L114 236H115V233H116V232L114 233ZM11 232H12V231H11ZM30 232H31V231H30ZM49 232H47V234H48ZM98 232H99V231H97L96 233H98ZM122 232H124V231H122ZM0 233L2 234V231H1ZM5 233H6V232H5ZM33 233H34V232H32L31 235H33ZM109 234H108V236H109ZM113 234H112V235H113ZM122 234H123V233H122ZM6 235H8V233H6ZM10 235H11V234H9V237H12V236H10ZM37 235H38V234H35V233H34V236H36V238H35L34 236H32V239H34V238H35V239H38ZM42 235H43V237H44V234H42ZM54 235H51V237L53 238ZM81 235H82V237H83V233H82ZM85 235H86V234H85ZM90 235H92V234L87 233V235H86V237L88 238V241H89L90 238H91ZM102 235H101V236H102ZM28 236H29V235H28ZM38 236H39V235H38ZM66 236H67V235H66ZM101 236L99 235L98 237H101ZM108 236H107L106 238H108ZM110 236H111V235H110ZM13 237H14V239H15V237H17V239L21 238V237L16 236L15 234H14ZM33 237H34V238H33ZM39 237H41V236H39ZM49 237H50V236H49ZM67 237H68V236H67ZM67 237H66V238H67ZM102 237H103V236H102ZM2 238H3V237H2ZM47 238H48V237H47ZM109 238H112V236L109 237ZM44 239H45V237H44ZM49 239H50V238H49ZM81 239H82V238H81ZM81 239H80V240H81ZM91 239H92V238H91ZM99 239H100V238H98V242L100 241ZM104 239H105V238H104ZM104 239L101 238V241H102V242L105 241ZM114 239H115V237L113 238V240H114ZM12 240H13V238L11 239V242H10V243H12ZM72 240H74V239H72ZM80 240H79L78 243H80V244H84L83 241H82L83 239L81 240L82 242H81ZM96 240H97V239H96ZM96 240H93V241L95 242ZM9 241H10V240H9ZM9 241H8V242H9ZM17 241L20 242V243L18 242V245H19V244L21 245V242H22L23 240H22V241H21V240H17ZM17 241H14V242L17 243ZM33 241H34V240H33ZM38 241H39V240H38ZM40 241H41V240H40ZM40 241H39V242H40ZM86 241H87V240H86ZM93 241H92V242H93ZM6 242H7V241H6ZM8 242H7V243H8ZM39 242H38V243H39ZM84 242H85V241H84ZM92 242L89 243L90 246H91ZM10 243H9V245H10ZM15 243H13V245H14ZM22 243H23V242H22ZM70 243H71V242H70ZM73 243H74V242H73ZM39 244H40V243H39ZM41 244H42V243H41ZM80 244H79V246H80ZM85 244H86V243H85ZM89 244L82 245L83 247L85 246V249H84V250L87 251L86 246H88ZM100 244H102V243H100ZM100 244H99V245H100ZM103 244H105V243H103ZM13 245H12V246H13ZM16 245H17V244H16ZM16 245H15V246H16ZM20 245H19V248H20L19 250L21 251V248H22L23 244H22L21 247H20ZM24 245H25V244H24ZM92 245H94V244H92ZM106 245H107V242H106ZM106 245H105V246H106ZM27 246H28V245H27ZM42 246H44V247H42V248H45V247H46L45 244H42ZM68 246H69V245L67 244V247H68ZM82 246H81V247H82ZM101 246H102V245H101ZM103 246H104V245H103ZM103 246H102V247H103ZM105 246H104V247H105ZM6 247H8V246H6ZM16 247H18V246H16ZM37 247H39V246H37ZM83 247H82V248H83ZM88 247H89V246H88ZM88 247H87V248H88ZM93 247H95V245H94ZM104 247H103V248H104ZM110 247H111V244H110ZM10 248H11V247L9 246V249H10ZM12 248H13V247H12ZM69 248H70V247H69ZM89 248H90V247H89ZM91 248H92V247H91ZM3 249H4V250H3ZM3 249L1 248V250H3L4 253H5V248H3ZM9 249H7V250H8V253H9L8 255H6L7 252H6V254H3V255H6V257L9 256L11 253L13 254V252H16V251H15V248H13L14 250L12 249L13 252H12L11 250H10V251H11V252H10ZM23 249H24V246H23ZM34 249H35V248H34ZM39 249H40V248H38L37 250L39 251ZM74 249H75V247H74ZM95 249H96V247H95ZM95 249H94V252H97V251H95ZM101 249H102V248H101ZM41 250H42V249H41ZM43 250H44V249H43ZM96 250H98V248H97ZM3 251H0V252H3ZM17 251H18V249H17ZM22 251H23V252H21V253H16V255H17V254H20V255L22 254V256H21L22 258H21L20 256H19L20 258L18 257V259H19L20 261L17 259V260H18V261H17L18 263H17L16 261H14V260H10V261H12V262H10V261L7 260V259H5V260L9 261V264H14L15 262H16V264H24L26 261H27L26 264H29V263H28V260H29V261L31 260L32 262L34 261V263L31 262L32 264H39L38 262L35 263V262H36V258H37V257L35 256L36 254L33 256L34 253H31V254H30V253L28 252V253H29L28 255H31L30 257L33 256V258H34V257H36V258L33 259V258H30V257H29V258H27V259H28V260H27V259L23 258V257H24L23 254H27V253H26V252L24 253V250H22ZM28 251H29V250H28ZM35 251H36V250H35ZM88 251H89V250H88ZM91 251H92V253H90ZM91 251H90L88 254H94L93 249H91ZM103 251H104V250H103ZM42 252H43V251H41V253H42ZM83 252H84V251H83V249H82V252H80V254H82ZM37 253H38V252H37ZM41 253H40V254H41ZM88 254L85 253V255H88ZM1 255H2V254H1ZM13 255H14V254H13ZM28 255H26V256L28 257ZM83 255H84V254H83ZM95 255H96V254H95ZM102 255H104V254H102ZM17 256H18V255H17ZM41 256H42V254H41ZM79 256H80V255H79ZM81 256H82V255H81ZM100 256H101V255H100ZM10 257H12V255H10L8 258L10 259ZM15 257H16V256H15ZM42 257H43V256H42ZM2 258H3V257L1 256L0 260H1ZM13 258H14V257H12V259H13ZM16 258H17V257H16ZM16 258H15V260H16ZM38 258H40V257H38ZM21 259H24V261L21 260ZM72 259H73V257H72ZM5 260H1V262H2V261L4 262ZM25 260H26V261H25ZM102 260H103V259H102ZM104 260H105V259H104ZM21 261H23V262H21ZM40 261H41V260H40ZM80 261H82V260H80ZM87 261H88V262H89V261L91 262V260H87ZM93 261H94V260H92V262H93ZM99 261H100V260H99ZM13 262H14V263H13ZM19 262H20V263H19ZM88 262H85V261H84V263H86V264H88ZM95 262H96V261H95ZM101 262H102V261H101ZM1 264H2V263H1ZM5 264H6V263H5ZM78 264H79V263H78ZM91 264H92V263H91ZM94 264H97V263H94ZM99 264H100V263H99ZM101 264H102V263H101Z\"/></svg>",
  "mask_w": 264,
  "mask_h": 264
}]
</instances>
